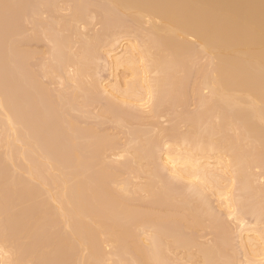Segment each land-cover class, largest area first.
<instances>
[{
  "label": "bare ground",
  "instance_id": "bare-ground-1",
  "mask_svg": "<svg viewBox=\"0 0 264 264\" xmlns=\"http://www.w3.org/2000/svg\"><path fill=\"white\" fill-rule=\"evenodd\" d=\"M19 1L21 2V0H19ZM41 1L43 3H45V5H49V9H48V7H46L47 11H44V12L42 11L43 12L42 14H44L46 16V18L44 19L41 26L43 28L42 29L43 32L46 31V33H44L45 40H46V41L44 40L45 44H46V42L49 44L51 42L50 46H52L51 47L52 57H50L51 55L49 56L50 59L48 61V64H46V65L42 64V65H44V67H42V68L40 67L41 76L39 78H36V77H34V74H33V76H31V74L29 75L27 73L28 74L27 75L22 68L24 66L26 68V65H24L25 62L32 59L33 55H31V53H28V55H29L28 56L26 54L27 51L26 52L20 51L21 53L19 55V58L17 57L18 58V62H17L18 64L17 63L16 64L18 65V67H20L19 70L22 68L18 74L19 76H18V87H17L19 94H20V95H18V97H19L18 100L21 103V104L19 103V106H21V107L20 108H19V106L17 108H15L16 106L14 107L15 110L18 112V116H17L15 114L16 111L13 110L14 111L13 112L12 110H10V108H8V110L5 108V107H7V105L9 103L8 104L6 103L7 105L4 104V102H3L4 100L0 97V117L2 120V127H3V129H5V131H3L4 135L1 134L2 129L0 132V134L3 135V138L0 135V147L2 148L1 145H2V143H4L3 146L5 147V151L3 150L4 147H3V149H0V151L1 150L4 151V152L1 151L2 154L6 153L8 151L6 153L7 155L9 153L8 158H7V156L4 158H6L7 161H10L12 159L11 161L13 164L15 163V160L17 159L16 163L14 165L15 166L17 165L18 169H16V167H15V169H16V171L20 170V172L22 174L20 172L17 173L16 171H14L16 173V174L12 173L14 176L18 174L17 177H19L21 174L23 176V178H25V176H26V179H28V174H29V178L31 179V181L35 180V181H33V183H36L37 180H38V183H40L42 181V183H41L42 185L41 184H35V185H40L39 188L41 189V191H43L44 197L46 199L47 198L48 199L45 201L46 203L44 202L45 206H46V208L44 206L45 210L41 209V211H43V212L39 213L38 207H37V209L35 208L38 213L37 212L36 213L34 212V213L37 214L39 222H37V216H35V214L33 216H30L31 213L33 214V212H31L32 210L36 211L34 209V206H36L35 203L32 205L31 201L29 202L30 205H32V207L30 205H28L29 203H26L27 205L25 204V202H28L29 201L28 199H30L28 197H31L29 195L30 191H27V192H29V194L26 193V195H29V196L25 195V197H23V195H24L23 192H22L23 195L22 194L17 195L15 192V188L13 189V192H15V195H17V197L14 196L15 198H18L17 201L19 199H21V196L23 198H25V199L19 200L22 202H23V200H25V202L23 203L25 206L22 205V202H19V203H21L20 208L23 206L21 211L19 209L20 214L23 211L24 212L27 211L25 213L28 214V209L33 208L31 211L29 209L30 214H28V216H30L31 218H34L33 219L34 221L36 219V222L33 221V223L35 224V225H33V228H32L33 232L35 231L34 229H36L35 227H37L38 223H41V219L44 217L43 219L45 220V218L47 216L50 218H51V216H53L51 218V220H49L50 218L47 219V224L49 223L48 221H50V222L53 221V224H54V225L52 224V226H50L51 230H49V227L47 226L48 227V231L46 230L47 232H50V231L53 232V230H56V228H58V226L61 229L62 228L65 229L64 231H66V232H62L61 229H60V231L58 230L59 233H57L58 231H56V234H58V236H59L58 237L59 239H56V242H54V241H53V243L48 242L49 245L50 244L53 245L54 243H56V249L57 248L60 249L63 246L64 242H66V244H68V245H66V247L64 246L65 248L62 247V249H64V250L60 249L59 253H58V249L56 251V249H54L55 246L53 247V251H54V253L56 252V256H59V254L63 252L62 255L60 254L62 257L61 258L62 261H61V259L58 260L59 257H57L58 259L56 261L58 262V264H62V262L65 261L63 256H66L68 254V251H69L68 248L69 249L75 248V250L79 249L81 253L85 252L83 255L80 256L81 253L79 254V250L77 251L78 252L77 255H79L80 257L77 256L76 254L75 255L80 259H79V263L77 262L78 260H76V264H87V261H88V264H90L91 262H93L92 260H94V261L98 260V262H99V263L93 262L92 264H97V263L102 264V261H103V264H105L104 261H105L106 257L109 256L108 254L110 251L108 252V254H106V257H105V255H104L105 252L103 253V251H102L104 249V247L102 249V246L99 245L100 241L103 240V242H104L106 240V242H104V243H107L106 245L103 243H101V244H103V246L108 247V245H110V244L113 245V243H114V242H112L113 240L119 241L118 239L122 235H125V236L127 235V237L129 236L130 239L128 241L131 240V242L129 244V247L127 245L129 243L128 241H125L128 243L122 242L123 244L121 242L120 243L117 242V244L119 243L121 246L122 245L124 246V244H125V246H124L125 248L122 246V248L120 250L121 251L124 250L123 253H126L125 254L126 258L129 254V256H128L129 258H127V259L125 258V262H123L124 261L123 258L121 259V260H123L121 262V264H123V263L125 264L127 261H129L128 262L129 264H232V262L234 260L233 256L228 257L227 253H226V251H229V250H227L228 247L227 246H226L227 248L221 247L222 244L220 242L222 241L221 240L222 238H220L221 241H219V239H214V237L212 239H209L208 237H211L210 234H212V233L208 232V234H206V235H208V237H206V235L203 236L206 238V239H203L204 240L203 241L202 239L199 240V238H194L195 236H198V235H195V233H196L195 231L191 232V230H190V229H193V230L199 229L201 232V230L203 231V230L207 229L205 227L210 225L209 222H207V223L205 222V221H210V220L212 221L214 218V215H213L214 213H212L213 210H211V208L209 209V207H211V206H209V204H210L209 199H213V203L215 204L216 209L218 211L223 212V214L226 216V218L230 219L232 224H234L236 226L238 225L240 228L239 230L237 229L239 231V232H237L238 235L236 234L237 237L235 236L236 232L234 233V235L230 234V232H229V234L232 236H235L237 241H238L237 246L241 251V252L240 251L239 252L242 254L241 264H264V228H263L264 226L260 227L259 225H256V224H259L258 221H257V223H254L252 225L244 224V222L242 220L243 218L242 219L240 218V217H242L241 214H239L240 211L239 210H238L239 212L237 211V209L240 208V203L243 204V202H241L240 199H242L244 196H246V197L248 196V198L251 197V198H249V200L245 201L242 199V201H244L245 204H247L245 206H247V208H248L250 200H251V204L253 202H255V204L252 205V208L255 205L258 206L259 211L257 210L258 207L255 208L256 207L255 206L254 208L256 209V211H258L260 213V214L258 213L257 215L260 216V218H262L264 216V210L261 209V206H259L258 203L261 204V203H263L264 200L261 202L257 197L264 199V196L262 197V195L264 194V192L262 194V191H263L262 188H264L263 187L264 184L261 185L262 187L258 185V183H257L258 179L255 178L256 175H258V173L256 175L255 174L253 175L252 171H251L252 173H249V171L251 170L250 168L253 166L250 165V162H249L250 160L247 161V159H249L248 157H250V156H247L248 154H245V156H244V154L241 152L242 151L241 147L238 146V144H237V142H238L239 145H241L240 142L242 143V141L239 142V140H241V139L237 140L238 139L237 138L236 142H235V140H233L234 138H232L235 135L236 136L238 135V137H240V135H239L240 133L237 134L238 129L240 130V132H241L242 128H243L242 130L246 129L247 131L245 130V132H244V133H246V132L250 131L252 129V127L254 128V131L256 128L259 129L260 126L264 127V0H106L107 8L111 7V8H109V10L111 9L114 12H116V15L119 12L123 16L125 14H127L128 18L132 17L131 19H133V20H131V21H134V23L132 25L135 24L136 29H135V26L132 28H134L136 31L134 30V31H132V33H129L127 31L128 28L125 30V28L123 27L124 25H122L119 27V32H118V30H117L118 27L114 26V27H116L115 29L117 32L113 31V30H112L113 32H110L111 35H109V36L111 38L109 36H108L109 39L107 38L109 40V42L106 41L107 44L104 46L103 49L99 50V48H98V52H95L96 54H94L93 50H90V52H89L87 49L85 50V48L83 49V50H85L84 53H83V51L79 52V53L73 52V50L77 51V49H74V47L77 46V44L78 45H80V44H79V42L78 43L74 42L76 44L75 45L74 43H72L73 41L71 42V40H74V37L76 39L78 37H80L83 34V32L85 31V27L87 26L86 25L84 27L83 25L90 24L87 21H90V20L92 21L93 17L95 16V14H94V16H92L93 13L89 12V14L91 13V16H87L84 18L85 15H83V14L87 13V9H86L85 13L84 12L82 13L81 10H83V8L87 7V6L85 7V4H84L85 0L84 1L83 0H77V1L76 0L75 1L74 0H71V1H69V0L64 1L63 0L62 3H65V4H63V7L61 5V2H60L61 7H59L60 5L57 3L58 0H48L49 3L47 2V0L46 1L40 0L39 2H41ZM91 1L92 0H90V2ZM39 2L37 1V5L39 4ZM70 2H72V4ZM75 2H77L78 4L81 3L79 5L84 4L82 6L83 8L82 7L78 8L79 5ZM88 2H87V4H88ZM100 2L102 3L103 0H100ZM106 2H103L102 4L105 5ZM43 3H41V4H43ZM67 5L70 7H68ZM71 5H73V6H71ZM106 5H105V7H106ZM22 7H23V5H22ZM64 7H66L65 9L68 12V14L67 13L64 14L65 13V9H63ZM92 10H94V9H92ZM80 11H81V13H80ZM84 11H85V9H84ZM96 12H99V11H96ZM107 13H108V11H107ZM46 14H48V15H46ZM102 15H103V13H102ZM27 18H28V16L27 17L22 16L21 20H22L23 24L26 21L28 24L29 21L26 20ZM100 18H101V16H100ZM113 18H115V16H113ZM64 20H66V21L64 22ZM103 20H105V19H103ZM123 20H126V18L125 19L123 18ZM112 21H114V20H112ZM119 22H121V21L119 20ZM31 23L32 22H30V24ZM82 23H84V24H82ZM113 23H115V22H113ZM80 24L84 28L83 30H82V28L78 27ZM76 25H77V27H76ZM143 25H146V28H143L142 27ZM23 26L24 25H22L20 35H19L21 38L20 43H23V42L26 43V38H25L26 35H25L24 29L27 26H26V24H25L26 27L25 26L23 27ZM37 27H39V26H37ZM122 27L124 28L125 31L122 29ZM80 29L83 32H80ZM68 30L71 31V32H69V34L71 33L70 35L67 34V36L69 38L67 36L66 37L63 36L64 35L63 32H65V31L67 32ZM110 31H111V29H110ZM39 32H41V31H39ZM114 32H116L117 34ZM80 33H81V35H80ZM85 33L87 34V32H85ZM103 33H104V31H103ZM113 33H114V35H113ZM41 34H43V33H41ZM32 35H34V34H32ZM19 36H18V38H19ZM36 36H38V35H36ZM20 38H19V40H20ZM42 38H44V37H42ZM83 38L84 37L81 36V39H83ZM30 40L32 41L31 38L29 39V41ZM33 41L35 42V40H33ZM91 41H93V40H91ZM20 43H18V44H20ZM89 45H90V42H89V44H87L86 48ZM192 45H195V47ZM24 46H25V44H24ZM24 46H23V48H24ZM44 47H45V45H44ZM191 47H193V48H191ZM88 48H90V47H88ZM194 49L196 52H198V54L199 53L201 55L203 54L204 57L206 58L207 62H209V65H207L208 67L206 66L208 68V71L206 70L207 68H204L206 71V72H204L206 74H204V76L202 78V79H204L203 80L204 82L203 83L201 82L202 83L201 85L199 84L201 86L200 87L201 92L208 91L209 93H207V92L206 93L208 94L209 97L208 98H207V96L204 97L205 99H207L206 102L205 101L204 102L195 101V102L199 103V107H201L203 105L204 108L201 107V108H203V111L205 109L204 113L200 112L201 113L200 118L205 117L207 115L206 116L207 119L211 118V117H209L208 113L210 114L212 112V110L210 109L211 108L210 106H212V103L210 104L208 102L213 101L214 104L215 103L217 105L219 104L218 106L214 105V104H213L214 107L212 106L213 112L211 115H213V117H212L213 119L211 118V120L213 122L215 121L214 122L215 127L214 126L212 127L210 125V124L213 125V122L211 120L209 121V119H208V121L210 122L209 123L206 118H203V120L205 119L206 121L203 122V120L200 119V122H198V123H201V121H202V124L204 126L202 127L201 126L202 124L197 126V127H200V126L202 127V129L200 128L201 132L196 133L190 127V129L187 130L188 132L187 133L186 132L181 133L184 136H181L182 138H179V136L181 134L179 136L177 134L175 135L177 130L172 132L173 128H171L170 132H172L174 134V136H176V137H174L173 139L170 140V138L173 137V134L168 132V134L172 135V137H169L170 135H168L167 131H166L165 132L166 137H169V139H167L169 141H163L166 138H164L165 135L163 136L161 129H160V132L158 131V133L156 132L157 128L154 130L151 129L152 131L155 132L156 135L153 134L154 132L152 133V131H149V130H148V132H146V131L139 132V130H138V132H136L135 129L134 130L130 129V127L127 124L129 122L128 120H134L135 118H137L135 120H138L140 118V117L139 118L135 117L130 113L129 116H128V114L125 116L126 117L125 120L122 119L123 121H121L120 118L118 120H116V119L111 120L112 121L111 123L114 124L113 126H116V127H114L115 129L118 126V129L127 131V132L125 131V133H127V134L124 135V136H126V140H125L126 142L124 141V144L123 143L119 144V142L114 143L113 142L114 136L112 134L111 135L112 139H111V137L108 138V137L104 136V138L97 139V140H96V137L94 138V136L87 135L85 138L82 137L81 143H79V144L83 143L85 146L83 144H82V146L77 145L78 143H76V141L79 142L80 141L79 138L81 137L77 133L78 130L80 131V129L75 131V129H73V128H75V127L78 128V126L81 123L78 124V122H76V117L81 116L82 119L87 118V120H85V121H88V119L90 117L91 118L95 117L96 119L99 120V118L104 119V117H106L107 114H109L108 104L106 107L105 106L102 107V105H100L101 108L99 109L98 106H99L100 102L98 101L99 104L97 103L98 104V106H97V104L95 102L96 100L95 101L92 100V105H91V101L89 98H91L93 95H95L96 97L99 96V97L105 99L104 102L108 101L110 103H116L117 104L116 106L113 104L115 107H117V106H120V108L124 107L125 108L124 111L127 110L126 112L130 111V112L135 113V111H136V112L141 113V111L144 112L145 110L148 109L149 110L148 113L152 114V112H154V111H151V110L156 109V108H154L153 103L157 102L156 100H158L159 98H160V100L163 98L162 102L159 100L162 104L164 103L163 102L164 98H165V102H167L168 97L171 96V93L169 92L170 89L173 88L176 84H178L177 82H174V81H178V80L176 78H174V76L176 74H172L174 71L171 72L172 66L178 68V70L176 68V70L178 71L177 76L179 75V73L183 72V71L182 72L180 71L182 68L181 64L186 63V66H187V63H190V64H188V66H190L189 67V69H190L194 65V61L197 60L194 57L197 55L195 53ZM33 50H34V48H33ZM95 51H96V49H95ZM48 52H50V51H48ZM86 52H88V53H86ZM194 53H195V55H194ZM8 54H10V53H8ZM48 55H49V53H48ZM88 57H90V58H88ZM41 58H43V57H41ZM191 60H192L193 64H192ZM90 61H94V62L96 61L97 63H103L105 65V67L107 68V72H108L107 75L110 79L109 82H107V83L97 82L96 85H94V86L92 85V83L89 81L90 79H89V73H88L89 72L88 65L90 64ZM199 61H200V59H199ZM206 64H208V63H206ZM10 65H12V64H10ZM92 65H93V63H92ZM179 66H181V68ZM200 67H202V66H200ZM185 68L186 67H184V69ZM15 70H17V68ZM25 70H27V69H25ZM190 70H192V69H190ZM13 71H14V69H13ZM199 72H201V70ZM174 73H176V72H174ZM197 73H198V71H197ZM36 75H37V73H36ZM188 78H190V77H188ZM42 79H47V80L56 79L57 82L59 81L58 83H60V84H64L63 81L65 79V82L70 85L69 89L72 90V93H70L72 95V101H70V105H68L69 102H67V103L65 102V105L67 104L65 106L64 104H62L63 103V101L61 100L62 97H60V96H59L60 98L57 97L58 99H60L57 104H59V102H60L59 106L60 105L62 106V107L60 106L58 109L61 108V111H63L66 108L68 110L67 114H61L60 113L61 118L59 120H60V124H62V125H60V127H61V129H63V127H64L66 133L68 135H70V137H71L70 142L68 141V143H67V141H65V142L62 141V142L67 144L64 146L65 149L63 147H61L62 149L60 148L61 145L63 146V143L62 144L60 143L61 145L59 146V149H61L62 151L64 150V152L66 154L63 156L67 157V159H65L64 157H60V158L65 159V162H63V163L61 162L62 159L59 162L58 160L53 158V157L57 158L58 155H60L59 152H55L56 154L58 153V155H55L54 152L51 153L52 157L48 154V153H50V150L48 152V144L45 146L47 149L45 148L46 152L44 155V153L42 152L43 145L41 146V142L44 139H46V141H43L42 143L43 144L46 142L49 143L48 142L49 141V134L47 131L46 132L42 131L44 129H42L43 127H41V125H39V124L38 125L40 126V128H39V126H35V127L33 126V128H36L37 130L41 131L40 133H38V131H36V129H33L32 126L29 127V121L26 119V117H27L30 121H32V119H33V118H31V117H33L32 115L35 116V114H33V113H35L33 111L34 109L32 110L31 108H32V106H34V104L32 105V103H35L36 98H40L43 100V101L39 102L40 105L42 104L41 107L45 103L44 101L47 100L46 97H48V95H46L45 92L44 93L41 92L42 94L39 93V95H38L33 90L34 83H36V81L41 82ZM47 80H45V81H47ZM169 80H171L172 82H170ZM197 80H198V78H197ZM16 85H17V83H16ZM82 87H84L85 90L83 88L82 89L83 91H82L81 90ZM17 88H15V90H17ZM64 88H62V89H64ZM196 88H197V86H196ZM65 89H67V88H65ZM165 89H166V92L168 89V92H169L168 97L164 93ZM77 90L81 91V92L80 91L78 92L80 94L83 92V95L81 94L83 96V97L81 96L82 102L77 101L78 99H76V93L77 92H75V91H77ZM179 90H178V88H177L178 92L176 90H174L175 95H178L179 92H180V94H182V92H183V91L181 92L182 89H179ZM3 91H5V90H3ZM42 91H43V89H42ZM47 91H48V89H47ZM49 91H50V87H49ZM51 91H52V89H51ZM60 91H61V89H60ZM62 91H64V90H62ZM198 91L196 93L200 94L201 92L199 93ZM57 93H59V92H57ZM161 93H163L167 97V99L165 96H163L161 98V95H160ZM48 94H49V92H48ZM193 94H195V92ZM0 95H2V94H0ZM159 95H160V97H159ZM196 96H198V95H196ZM44 97H45V99H44ZM177 98L182 100V97L177 96ZM204 98L202 97L203 100H205ZM4 99H5V97H4ZM8 99H7V101H8ZM12 99H11V101H13ZM198 99H200V97ZM79 100H81V99H79ZM47 101H46V103H47ZM77 102H79V103H77ZM94 102H95L96 106H93ZM12 103L10 105H12ZM200 103H202V104H200ZM17 104H18V102H17ZM154 104L156 105L157 103H154ZM206 104H208V106H209L208 108H207ZM55 106L57 107V105H55ZM91 106H93L92 108L96 107V109L98 107L99 110L97 109L98 111H96L94 113H90L89 109ZM152 106H153V108H152ZM238 106L244 108V110H243L244 114L241 113V111H242L241 108L233 109V111H231L232 107L236 108ZM159 107H160V105H159ZM205 107L207 109H210L211 112L208 111ZM48 108H50V107H48ZM120 108L118 107V109H120ZM214 108L216 109V114H214V111H215ZM224 108H226V109H224ZM229 108H230V110H229ZM17 109H19V110H17ZM42 109L43 110H41L40 115L42 117H44L46 120L48 119L49 121L47 120V123L50 124L51 120H50V116L48 117V114H51V113L54 114L53 113L54 111L52 112L53 109L50 110L51 112H49V113L47 111L46 106L42 107ZM159 109L156 110V112L159 111ZM238 109H239V111H237ZM227 110H228V112H227ZM234 110L236 113L234 112ZM11 111L15 114L14 117H13V113ZM94 111H95V109H94ZM200 111H202V110H200ZM223 111H224V115H225V113H227V115H228V113L231 112L232 115L230 116L231 113L229 114V116L231 118L230 117L227 118V116L225 115V117H226V119H225V117H223V113H222ZM31 112H33V113H31ZM39 112H38V114H36V117H37V115H39ZM42 112L44 114L48 113V114H46L47 117L45 115H42ZM57 112H58V110H57ZM118 112H120V111H118ZM196 112L198 113V111H196ZM237 112L241 115L243 114L242 116H244L245 112H247L249 116L245 115L246 119L244 117L243 118L241 117L242 121L240 119L239 122L238 121L236 122L234 120V119H237L235 117V115L238 118H240L239 114ZM120 113H118V114H120ZM233 113H235L234 117H232ZM202 114L204 116H202ZM27 115H29V116H27ZM153 117L156 118V116H153ZM111 118H113V117H111ZM248 118H250L251 120L250 119L247 120ZM61 119H63V120H61ZM96 119H94V120H96ZM107 119H108V116H107ZM109 119H110V117H109ZM151 119L153 120V118H151ZM197 119H198V117H197ZM232 119L235 122L232 123V121H233ZM46 120H44V121L46 122ZM94 120H92V121H94ZM230 120H232V121H230ZM77 121H79V120L77 119ZM175 121H177V120H175ZM195 121H197V120H195ZM248 121L249 122L252 121L254 126L251 122L252 125L250 127V125H249L250 123ZM35 122H34V125L38 123L37 120ZM192 122H193V120H192ZM94 123H96V122H94ZM99 123H101V122H99ZM234 123H236V124L233 125ZM247 123H249V124H247ZM86 124H88V123H86ZM246 124H247V127H246ZM185 126H187V124ZM232 126H234L235 128L237 127L238 129L236 128L237 130H235V128ZM248 126H249V128H248ZM231 127L235 132L233 130H231ZM0 128H1V125H0ZM56 128H58V127H56ZM56 128H54V131L57 133V130H55ZM150 128H155V127H153V125H152V127H150ZM178 128H179V126H178ZM260 128L262 129V127H260ZM87 129H89L88 126H87ZM181 129H183V128H181ZM30 130H34L33 133ZM130 130H131V132H130ZM227 130L228 131L231 130L232 134H229L230 133L229 132L228 133L229 136H227V133H226ZM89 131H90V129H89ZM162 131H164V130H162ZM42 132H44L43 135H42ZM93 132H95V131H93ZM142 132H144V133H142ZM259 132H261L260 129H259ZM259 132H258V134H256L257 136L260 135ZM30 133H32L33 136ZM233 133H236V134L233 135ZM249 133L251 134L252 132H249ZM255 133L256 132H253V135ZM152 134L154 135V140H157V142H158L161 139V142L160 143L158 142L156 144L154 143V145H151V144H153V141H154V140L151 141V138L153 137ZM250 134H248V138L251 137ZM230 135H232V137ZM256 135H255V137H256ZM82 136H84V135H82ZM236 136H235V138H236ZM246 136H247V134L245 135V138H246ZM42 137L43 138L45 137V138L43 139ZM97 137H99V135H97ZM227 137L232 138V139L231 138H228V139H231L232 141H234L233 145H232V143H230V142H232L231 140L227 141ZM252 137H254V136H252ZM252 137H251V139H252L251 145H252V142H254L253 143L254 145H252V150L250 148L251 153H252L254 147L257 144H258L257 146H259V144H260V141L258 138L255 139V141H254V139ZM242 138H243V140H245L244 137H242ZM61 140H62V138H61ZM84 140H85V142H84ZM122 140H123V138H122ZM247 140H245V141H247ZM1 141H2V143H1ZM38 141H40V143ZM12 144L13 145L17 144L19 147L17 145L13 146ZM49 145H50V143H49ZM236 145L238 147H240L239 150H241L240 153H242V154H240L239 152L236 151V148L238 149V147H236ZM246 145H247V143H246ZM262 145L264 146V144H262ZM262 145H260V146H262ZM77 146H80V148L81 147L82 148L78 149ZM13 147H15V148L17 147L16 148L17 150L14 148V150H16V151H14ZM229 147H230V149H229ZM9 148L11 151H9ZM39 148H41V149H39ZM49 148L51 149V147H49ZM55 148H58V146ZM255 148L258 149L257 147H255ZM75 149H76V152L80 151V153L76 154L74 152ZM82 149H84V150H82ZM90 149L92 152L90 151ZM86 150H87V153L90 157V160H88L89 159L88 158L86 162H88V161L90 162L91 157H93V160H94V161L92 160L94 163V164L92 163V166L94 165V169L92 168L93 173L91 174L92 176L94 175L93 176L94 178L92 176H91V178H89V176H88L89 175L88 172H90V169H88L89 168L88 166H90V165L87 166V163L85 164L86 166L84 165L83 167L80 165L81 162L84 160V157H86L84 155L85 154L87 155ZM260 150H262V149H260ZM62 151H60V152L62 153ZM70 151H72V152H70ZM255 151L257 152V150H255ZM233 152H235L238 156L233 154ZM70 153H71V156L69 155ZM80 154L84 156L83 160L81 162H80V160H81ZM230 154H231L230 159L233 155H234L233 157H235V158H232V160L229 161V158L228 159H226V158L229 157ZM13 155H15V156L18 155V156L15 159V156L13 157ZM250 155H252V154H250ZM9 156H11V159H9ZM236 157H239V158L236 159ZM259 157L260 156H258V158ZM241 158H242V160H241ZM244 158H245V161H244ZM64 159H63V161H64ZM254 159H255V157H254ZM50 160H52V161H50ZM7 161H6V163L8 166L12 165L11 161H10V164H8L9 162H7ZM232 161H235V162H232ZM246 161L249 163L247 164ZM256 161H258V160H256ZM21 162L23 164L22 168H20ZM35 162H37V163H35ZM39 162L43 163L44 167L42 165L38 166L40 164ZM54 162H55V164H54ZM79 162H80V164H77ZM91 162L88 164H91ZM245 162H246L247 166H246ZM64 163H66V164H64ZM56 164L57 165L60 164L62 170L64 169L63 171H65V172L63 173L62 170L59 169V167ZM82 164H83V162H82ZM244 164H245V167H248L247 170L250 169V170H248V172L244 168ZM256 164H260V162L256 163ZM36 165H37V167H36ZM76 165L78 166V168ZM257 166H255V167H257ZM11 167H9V168H11ZM261 167L259 169H261ZM44 169H45V171H44ZM43 171L47 172V174L50 176L49 177L50 179H52L54 177H58V178H54L51 181L48 180L49 183H43L44 181L47 182V179H49L46 176L47 174L42 173ZM25 172L28 174L26 175ZM34 173H35V175L37 174L38 176L36 175L37 176L36 177L34 175ZM254 173H255V171H254ZM43 174H45V175L43 176ZM262 174L264 175V172ZM39 175L41 177H39ZM43 177H45V178H43ZM124 177H126V178H124ZM161 178H164L165 181L163 182L162 181L163 179L161 180ZM15 180L12 183V187L15 184V186L18 187V189H16V190H19V192H20L21 188H19V187H21L20 186L21 184H19V186H17L18 182H15ZM102 182L107 183V186H105L106 184L101 186L100 184ZM82 184H84L83 185L84 187L82 186ZM173 184H179V186L182 187V189L179 188V190L180 189L182 190V193H180V191H178L180 193V194H178L176 192V189H173L174 188V187H172V186H174ZM236 184H238V185H236ZM80 185L82 186V190L80 189V187H81ZM98 186H101V188H104V186H105L106 191L102 190ZM108 186H110L109 189H107ZM236 186H238L239 189H236V193H233V190L235 189ZM4 187H5V185H4ZM6 187H7V189L11 188L10 182L8 183V185ZM6 187L4 189H6ZM57 187H59L61 189L59 190V188H58L57 192H56V190L54 192H52V190L54 188H57ZM260 188H261V190H260ZM78 189H80V191H76ZM94 189H96L95 192H94ZM44 190L46 192H44ZM238 190H239V192H241V191L244 192V193L241 192L243 194L242 195L243 197L241 196L242 198H238V195H237ZM74 191L77 193H74ZM5 192H6V190H5ZM55 192L58 193L57 196H56ZM86 192H88L89 195L91 194L94 196V197L92 196V199L95 200V202H92L91 199L88 201H84V200H87L89 198V195ZM93 192H94V194H92ZM111 192L113 193L112 195L110 194ZM45 193H47L48 195ZM84 193H85V195H84ZM102 193H103V195H102ZM241 193H239V197H240ZM257 193L261 196H258ZM33 194L35 195L34 192H33ZM109 194L111 195V198L108 196ZM232 194H235L237 197L235 195H234L235 197L232 196ZM45 195H47L48 197ZM98 195H100V196H98ZM40 196H38L37 199H41V198H39ZM103 196H105V197H103ZM34 197L36 198V196H34ZM42 197H43V194H42ZM204 197H205V199L207 198L208 202H207V200L204 199ZM1 198H0V200H1L0 203L2 202V199H3V198L2 199ZM12 198H13V195H12ZM103 198L110 200V202L109 201L106 202L105 199L102 202ZM99 199H100V201H99ZM236 199H238L239 202H238V200L236 202ZM15 200L12 201L11 207H14V205H16L17 201L15 203ZM34 200H33V202H36V200L35 201ZM252 200H253V202H252ZM131 201L134 202L133 207H128V206L124 207L125 204H127V205L130 204L129 206H132ZM136 201H138V202H136ZM257 201H258V203H257ZM88 202H90L89 205H88ZM104 202L108 205L104 204ZM129 202H131V203H129ZM47 203L49 205L48 208H50L52 206L55 211L54 210L51 211L52 208L47 209V206H48ZM135 203H138V204L141 203V205L139 204V208L141 207L140 208L141 210L144 209L143 205H145L146 211H144V212L148 211L147 212L148 216L146 215L145 218L143 217L146 213L144 215H142V217H140V219H139V215L134 214L135 215L134 216L133 213L135 210L132 212V209H138L137 208L138 204L136 205ZM50 204H51V206H50ZM90 204H92V205H90ZM115 204H116V207H114ZM110 205L112 206V208ZM189 205L196 206L199 208L198 210L196 209V212L197 211H198V213L200 212L198 214L199 216H197L196 218H193V220H189V219L187 220L186 219L185 220L186 222H184V220L181 221V219H184V217L186 218V216H184L182 218L181 216L177 217L175 215H182L184 213H186V214L190 213L191 216H194L193 214L195 212L193 214L191 213L193 210H195V209H193V210L191 209L193 207H191V208L189 207L190 211L189 212L187 211V207ZM16 207L19 208V205L15 206V208ZM39 207H40V205H39ZM105 207H107V208L110 207L108 209L109 211H107V209ZM196 207H194V208H196ZM24 208L26 210H23ZM123 208H124V210H123ZM126 209H128V211L129 210H131V211L128 212ZM47 210L51 211L53 213L48 212L49 215H47ZM114 211H116L117 215ZM45 212H46L47 216L44 214ZM99 212H103L100 214L101 218L95 219ZM164 212H167V213L170 212L171 217L173 218V215H174L175 217L178 218V220H179V217H181L180 223L181 222H184V224L187 223L185 225L186 227H184V225L181 223L183 225V228L181 227L182 229L178 228L176 230H170V228H172V226L175 224V222L179 223V222H177L178 221L177 220V221H174V224L171 223L172 226L170 224H167L166 225L167 227H168V225H170L171 227L168 228L169 230L166 229V227L162 226L164 224V223H162L163 221L162 222L159 221V220H161L160 217L158 218L159 220L156 218H153V215L155 216L154 213H157L156 215L159 214L161 216V214L163 215ZM55 213H56V215H55ZM104 213H106V214H104ZM121 213H122V215H121ZM241 213H242V211H241ZM38 214H40L41 216ZM50 214H52V215H50ZM127 214H129V216ZM254 214H256V213H254ZM42 215H43V217H42ZM54 215L57 217H55ZM105 215H107V216H105ZM123 215L125 218L122 217ZM130 215H133L132 216L133 218ZM238 215H240V217ZM0 216H1V214H0ZM23 216L24 215H22L21 217H23ZM103 216H105L107 222L110 225L106 224L107 222L105 223L107 226L103 225L104 223H102V221L103 222L106 221ZM109 216H110V219H109ZM111 216H112V218H111ZM113 216H114V218H113ZM115 216L117 217L116 219H115ZM128 217H129L128 220H130L131 218H132L131 220L135 219L134 223L130 222L131 220L128 222L127 221ZM25 218H26V215H25ZM31 218H29V220H31ZM39 218H40V220H39ZM53 218H55V219H53ZM56 218H58L59 222L60 223L62 222V224L64 226H62V224H61V227H60V223H58L59 225L58 224L55 225L57 223ZM136 218H137V221H136ZM141 218H143V219H141ZM257 218L259 219V217H257ZM257 218H256V220H257ZM22 220H24V217ZM108 220H110V221H108ZM262 220H263V218H262ZM55 221H56V223H54ZM120 221H122V222L120 223ZM125 221L127 222L126 224H128L127 229L130 228L132 230L127 231L126 227H125L127 225H124V226L122 225V223H124ZM203 221H204V223H203ZM216 221H217V219H216ZM114 222L115 223L117 222V223L115 224ZM219 222H220V220H219ZM29 223L31 224V225L28 224V226H30V227H28V229L26 230L24 235L21 234L22 236L26 235L27 237H30L28 234L31 233L30 229L32 227V222L29 221ZM112 223L115 225V227L118 225L121 228L119 227L120 229H118L117 228L118 226L115 228ZM129 223H132V225L130 224V226H132V228L129 227ZM208 223H209V225H206ZM49 224H51V223H49ZM188 224H189V226H188ZM212 224H214V223H212ZM204 225H206V226H204ZM214 225H216V226H214V228H216L219 224L217 225V223H216ZM41 227L42 226H40V230L41 229L44 230V228H45L44 224H43L44 228L43 227L41 228ZM54 227H55V229L52 230V228H54ZM105 227H107V228H105ZM25 228H26V226H25ZM123 228L125 229V231ZM117 229L119 231L120 230L122 231V229H123V231L119 232V231H117ZM1 230L2 229H0V233L2 234L4 232L3 231L4 229L2 230L3 232ZM28 230L30 231V233L28 232V234H27ZM240 230H241V232H240ZM93 231L96 233H93ZM6 232H8V231H6ZM67 232H69L70 234ZM82 232H85V233L87 232L86 234H90V235H86L85 233L82 234ZM97 232H99L100 235L97 234ZM108 232H109V236L107 235ZM117 232H119L120 234ZM126 232H128V233L131 232V233L126 234ZM215 232H216V230H215ZM63 233H65L64 236L62 235ZM114 233H116L117 235L119 234L118 235L119 237H117V235ZM192 233H194V234H192ZM197 233H198V231H197ZM203 233H205V232L203 231ZM1 234H0V237H1L0 243L2 245H0V253L5 247H7L3 250L4 252H2L3 254H5V256L6 255L7 256L2 258L3 254L1 253L2 256L0 255V257L2 259H0L1 260L0 263H4L3 260L4 261L6 260L5 261V263L7 262L6 264H20V263L22 264L23 261H24L23 262L24 264H33L32 261H28L30 256H32V254L34 255V253L32 252L33 250L31 251V254L28 253L29 255L27 253H25V255L26 254L28 255V256L26 255L25 258L22 256H18V257H21V261L23 259V261L20 262L17 258V255L21 254L17 250L18 247L13 246L14 250L17 251V254H16V251L12 250L11 249L12 246H10V244H9V243H11V241L13 243V240L8 239L10 241L8 243V241L5 239L7 236L6 235L3 236ZM213 234H214V232H213ZM47 235H49V233ZM82 235H84V236L82 237ZM92 235H95L96 237L94 238ZM193 235H195V236L193 237ZM2 236H3V238H2ZM56 236L57 235H55V238H57ZM61 236H63V237H61ZM68 236L70 238L71 237L72 238L70 239V238H68ZM100 236H101V238H100ZM102 236H103V238H102ZM105 236L109 237L111 239L110 240H108L109 238L104 239ZM113 236H115V237H113ZM199 236H200V234H199ZM217 236H218V234H217ZM220 236H221V234H220ZM85 237L88 239H85ZM112 237H113V239H112ZM127 237L125 239H127ZM8 238H10V236ZM74 238H76V239H74ZM116 238H118V239H116ZM1 239H3L4 243L6 242L5 244H8V245L5 246V244L2 243L3 241H1ZM73 239L76 240L77 243ZM224 239H226V238H223V240ZM23 240H25V238ZM29 240L30 239L28 238V241ZM64 240H66V241H64ZM90 240H91L92 245L90 243ZM216 240H217L218 244H221V246L215 243ZM59 241H61L62 245L60 243H58ZM68 241L69 242L73 241L70 244L74 248L71 247V245H69ZM97 242H98V244H97ZM48 244L43 245L44 250H43V248L42 249L40 248L39 250H41V251L43 250L42 252L45 253V248ZM52 245L48 246L49 248L48 247L46 248L48 250V251L46 250V252H49L47 254L48 255L50 254L49 257L51 256L50 258L53 259L52 256H54V255H52L50 253V247L52 248ZM120 245H119V248H120ZM2 246L4 248H1ZM8 246L10 248H8ZM76 246H78L79 248ZM107 247H105V251L107 249H109V247L108 248ZM112 247L111 248H112L113 252L117 253L116 254L117 257L112 254L113 253L112 251L110 252V255L112 254L113 259L114 260L116 259L118 261V259L120 257L119 256L120 254L118 255L119 249H118V247H115V246H112ZM28 248H30V246ZM128 248H130V249H128ZM7 249H9V250H7ZM98 249H99V251H98ZM19 250L21 251L20 248H19ZM30 250H29V252H30ZM37 250L38 249L36 248L35 251L37 252ZM109 250H111V249H109ZM120 250H119V253H120ZM125 250H126V252H125ZM7 251L10 253L9 255H8V253L6 254ZM71 251L73 252L74 250H71ZM11 252L14 253V255L16 254V257ZM26 252H28V251H26ZM96 252L98 254L97 256L94 255V254H96ZM38 253L40 254V252H37V254ZM123 253H121V254H123ZM229 253H231V251ZM37 254H35L36 260L34 259V262H37V263H34V264H38L39 260H40L39 264H44V261L42 260L43 258H41V256L43 257L42 253L40 254L41 256H39V257ZM85 254L87 255V256H85L86 258L84 257ZM91 254H93L92 258H90ZM48 255L46 257L48 259H50L48 257ZM103 255L105 258L104 257L102 258ZM76 256H74L75 258L73 256L72 257L74 259H78ZM239 256H241V255H239ZM66 257H68V255ZM93 257H95V258H93ZM100 257H101V259H99ZM112 257H110V259ZM55 258L56 257H54V259ZM88 258H90L91 262L89 261ZM24 259H26V260H24ZM52 259H50L48 261H51ZM107 259H109V257ZM31 260H33V259H31ZM44 260L46 261L47 259H44ZM114 260L111 261L112 264H118L119 263V261L117 262L116 260L115 261ZM41 261H43V262H41ZM59 261H60V263H59ZM72 261L75 262L74 260H72ZM239 262H240V260H239ZM49 263L50 262H48V264ZM237 263H238V261H237ZM51 264H53V263H51ZM54 264H56V263H54ZM234 264H236V263H234Z\"/></svg>",
  "mask_w": 264,
  "mask_h": 264
},
{
  "label": "rangeland",
  "instance_id": "rangeland-1",
  "mask_svg": "<svg viewBox=\"0 0 264 264\" xmlns=\"http://www.w3.org/2000/svg\"><path fill=\"white\" fill-rule=\"evenodd\" d=\"M32 1V2H31ZM37 1L39 2L40 0H21V2L19 1V0H0V94H2V95H0V97L4 100L3 102H4V104H6L7 105V107H5L7 110H8V108H10V110H14V111H16L15 110V108H17L18 106H19V103H20V101L18 100V95H20L19 94V91H18V74H19V71L23 68V70H24V72L27 74H31V76H33V74H34V77H36V78H39L40 76H41V69H40V67L42 68V67H44V65H42V64H48V61H49V56L51 55V47L52 46H50V44H51V42H50V44L49 43H47L46 42V44H45V42H44V40H45V36H44V33H46V31H44L43 32V28H42V23H43V21H44V19L46 18V16L44 15V14H42L44 11H47V8L46 7H48V9H49V5H45V3H43L42 1L41 2H39V4L37 5ZM43 1H46V0H43ZM65 1V0H64ZM69 1H71V0H69ZM75 1V0H74ZM77 1V0H76ZM84 1V0H83ZM89 1V2H88ZM95 1V2H94ZM47 2L49 3V1L47 0ZM56 2V1H55ZM60 2H61V5H62V7H63V4H65V3H62L63 2V0H58V4L60 5ZM73 2V1H72ZM72 2H70L71 4H72ZM79 2V1H78ZM82 2V1H81ZM87 2H88V4H87ZM92 2V3H91ZM90 2V0H85L84 1V4H85V7L86 8H83L82 6L84 5H79V4H81V3H77V2H75V3H77L79 6H78V8L79 7H82L83 8V10H81L82 11V13L84 12H86V9H87V13H85V14H83V15H85L84 16V18L85 17H87V16H91V13L89 14V12H92L93 13V15L92 16H94V14H95V16L93 17V19H92V21L90 20V21H87L86 19V21L87 22H89L90 24H85V25H83L84 27H85V31L83 32L82 30L84 29L83 27H82V25L80 26H78L79 28H82V30L80 29V32H83V34L81 35V33H80V35L81 36H83L84 38L83 39H81V36L80 37H78L77 39L74 37V40H71V42L72 43H78L79 42V44L80 45H78L77 44V46H75L74 47V49H77V51H75V50H73V52L74 53H79V52H82L83 51V53L85 52V50L87 49L89 52H90V50H93L94 51V54H96L95 52H98V48H99V50L100 49H103L104 48V46L107 44L106 43V41H108L109 42V35H111L110 34V32H113V31H116V27H118L117 28V30H118V32H119V27L120 26H122V25H124L123 27L125 28V30L128 28V32L129 33H132V31H134L135 29H136V26H135V24L134 25H132L133 23H134V21H131V20H133V19H131V18H128V16H127V14H125L124 16L123 15H121L119 12H118V14L116 15V12H114L113 10H109V8H111V7H109V8H107V2H106V0L104 1L103 0V2H106L105 3V5H106V7H105V5L104 4H102L101 2H100V0H92ZM33 3V4H32ZM41 3H43V4H41ZM83 3V2H82ZM101 3V4H100ZM23 5V7H22V5ZM51 5V4H50ZM57 5V4H56ZM58 5V6H59ZM61 5L59 6V7H61ZM98 5V6H97ZM68 6V5H67ZM66 6V7H67ZM71 6H73V5H71ZM102 6V7H101ZM39 7V8H38ZM51 7V6H50ZM66 7H64L63 9H65ZM68 7H70V6H68ZM107 10H106V9ZM19 9V10H18ZM42 9V10H41ZM68 9V8H67ZM84 9H85V11H84ZM92 9H94V10H92ZM38 10V11H37ZM34 11V12H33ZM43 11V12H42ZM49 11V10H48ZM81 11H80V13H81ZM96 11H99V12H96ZM103 11V12H102ZM107 11H108V13H107ZM68 14V12L66 11V9H65V13L64 14ZM102 13H103V15H102ZM107 13V14H106ZM112 13V14H111ZM21 14V15H20ZM88 14V15H87ZM101 14V15H100ZM120 14V15H119ZM38 15V16H37ZM46 15H48V14H46ZM108 15V16H107ZM22 16H28V18L26 19V20H28L29 22H28V24H27V21L23 24L22 23V20H21V18H22ZM42 18H41V17ZM100 16H101V18H100ZM113 16H115V18H113ZM118 16V17H117ZM110 17V18H109ZM117 17V18H116ZM123 18L125 19L126 18V20H123ZM32 19V20H31ZM88 19V18H87ZM103 19H105V20H103ZM107 19V20H106ZM101 20V21H100ZM112 20H114V21H112ZM119 20L121 21V22H119ZM66 20H64V22H65ZM95 21V22H94ZM97 21V22H96ZM112 21V22H111ZM30 22H32L31 24H30ZM113 22H115V23H113ZM125 22V23H124ZM98 23V24H97ZM103 23V24H102ZM129 23V24H128ZM131 23V24H130ZM25 24H26V26H25ZM82 24H84V23H82ZM106 24V25H105ZM118 24V25H117ZM22 25H24L26 28L24 29L25 30V35L27 36L28 34V36L26 37L25 36V38H26V43L25 42H23V43H20L21 42V38H20V31H21V28H22ZM34 25V26H33ZM23 26V27H24ZM37 26H39V27H37ZM72 26V25H71ZM114 26H116V27H114ZM135 26V29L134 28H132V27H134ZM145 26V27H144ZM76 27H77V25H76ZM122 27V29L124 30V28ZM143 28H146V25H143L142 26ZM41 28V29H40ZM33 29V30H32ZM39 29V30H38ZM110 29H111V31H110ZM115 29V30H114ZM88 30V31H87ZM113 30V31H112ZM124 30V31H125ZM27 31V32H26ZM29 31V32H28ZM39 31H41V32H39ZM98 31V32H97ZM103 31H104V33H103ZM108 31V32H107ZM121 31V30H120ZM136 31V30H135ZM31 32V33H30ZM69 32H71L70 30H68L67 32L65 31V32H63L64 33V35L63 36H67V34L68 35H70L69 34ZM79 32V31H78ZM85 32H87V34L85 33ZM117 32V31H116ZM116 32H114V33H116ZM5 33V34H4ZM41 33H43V34H41ZM114 33H113V35H114ZM31 34V35H30ZM32 34H34V35H32ZM99 34V35H98ZM117 34V33H116ZM36 35H38V36H36ZM46 35V34H45ZM90 35V36H89ZM101 35V36H100ZM104 35V36H103ZM16 36V37H15ZM18 36H19V38H20V40H19V38H18ZM31 36V37H30ZM34 36V37H33ZM44 37V38H42V37ZM88 36V37H87ZM97 36V37H96ZM107 36V37H106ZM109 36V37H108ZM68 37V36H67ZM101 37V38H100ZM104 37V38H103ZM28 38V39H27ZM32 39V41L30 40L29 41V39ZM69 38V37H68ZM96 38V39H95ZM108 38V39H107ZM111 38V37H110ZM95 39V40H94ZM15 40V41H14ZM33 40H35V42L33 41ZM82 40V41H81ZM91 40H93V41H91ZM46 41V40H45ZM191 41V40H190ZM81 42V43H80ZM89 42H90V45L88 46V47H90V48H86V46H87V44H89ZM18 43H20V44H18ZM74 43V44H75ZM104 43V44H103ZM193 43V42H192ZM24 44H25V46H24ZM49 44V45H48ZM44 45H45V47H44ZM76 45V44H75ZM103 45V46H102ZM19 46V47H18ZM23 46H24V48H23ZM47 46V47H46ZM50 46V47H49ZM97 46V47H96ZM192 46H194L195 47V45H192ZM30 47V48H29ZM102 47V48H101ZM23 48V49H22ZM33 48H34V50H33ZM39 48V49H38ZM85 48V50H83ZM191 48H193V47H191ZM45 49V50H44ZM95 49H96V51H95ZM20 51H27L26 52V54L28 55V53H31V55H33V57H32V59H30V60H28V61H26L25 62V64L24 65H26V68H25V66L24 67H22L20 70H19V68L20 67H18V58H19V55H20ZM48 51H50V52H48ZM194 51H195V49H194ZM8 53H10V54H8ZM48 53H49V55H48ZM86 53H88V52H86ZM93 53V52H92ZM195 53L197 54L196 56H194L195 57V59H197V60H193L194 61V65L190 68V69H192V70H190L189 69V67L190 66H188V64H190V63H187V66H186V63H183V64H181V66H182V68H181V66H179L180 68H181V72L182 73H179V75L177 76V74H178V68L177 67H174V66H172V68H171V72H176V73H172V74H176L175 76H174V78H176L178 81H174V82H177L178 84H176L173 88H171L170 89V93H171V96H169V92H168V89H167V92H166V89H165V91H164V93H165V95L168 97V99H167V97L163 94V93H161L160 95H161V98L163 97V96H165L166 97V99L168 100L167 102H165V98H164V105L161 103L162 102V100H163V98L160 100V95H159V99L158 100H156L157 102H154V103H157L156 105L153 103V106H154V108H156V109H153V110H151V111H154V112H152V114H150V113H148V109L147 110H145L144 112H142L141 111V113L140 112H136L135 111V113L134 112H130V111H128V112H126L127 110H125L124 111V107H122V108H120V106H117V107H115L117 104L116 103H110V102H108V101H106V102H104L105 101V99L104 98H101V97H99V96H95V95H93L91 98H89L90 99V101H91V105H92V100L93 101H95L96 102V104L98 103V101L100 102V104H99V106H98V104H97V106L99 107V109L101 108V106L100 105H102V107H106L107 106V104H108V109H109V114H107V116H108V119H107V116L106 117H104V119L103 118H99V120L98 119H96L95 117H90L89 119H88V121H85V120H87V118H85V119H82V117L81 116H78V117H76V122H78V124H80L79 126H78V128H73V129H75V131H77L78 129H80V131L78 130V135L79 136H81L79 139H80V141L79 142H77L76 141V143H78L77 145H80V146H82V144H79V143H81V140H82V137H86L87 135H90V136H94V138L96 137V140L97 139H102V138H104V136L105 137H111V135L113 134V136H114V138H113V142L114 143H117V142H119V144L121 143H123L124 144V141L126 140V136H124L125 134H127V133H125V131L124 130H120V129H118V126H117V128L115 129L114 127H116V126H113L114 124H112L111 122V120H118L119 118H120V120L121 121H123L122 119H124L125 120V116L128 114V116H129V114L131 113L133 116H135V117H140L138 120H135V119H137V118H135L134 120H128L129 122L127 123L128 124V126L130 127V129H132V130H134L135 129V131L136 132H138V130H139V132H141V131H146V132H148V130L149 131H152L151 129H156V132L158 133V131L160 132V129H161V132L163 133V136L165 135V137L164 138H166V139H164L163 141H169V140H167V139H169V137H172V135H170V134H168V132L169 133H171V134H173L172 132H174V131H176V133H175V135L177 134L178 136L181 134V133H187L188 131V129H190V127H191V129L193 130V131H195L196 133H199V132H201L200 131V128L202 129V127L204 126L203 124H202V121H201V123H198V122H200V119H202L203 120V118H206L207 119V115L205 116V117H201L200 118V114L201 113H204L205 112V109H204V111H203V105L201 106V107H203V108H201V107H199V103L198 102H206L207 101V99H205L204 97L205 96H207V98L209 97L208 96V94L207 93H209L208 91H204V92H201V90H200V85L204 82L203 80L204 79H202L203 78V76H204V74H206V73H204V72H206L205 71V69L204 68H207L208 66L207 65H209V62H207V60H206V58L204 57V55L202 56L200 53L198 54V52H196L195 51ZM195 53H194V55H195ZM39 54V55H38ZM44 56H43V55ZM90 54V53H89ZM8 56V57H7ZM29 56V55H28ZM35 56V57H34ZM48 56V57H47ZM18 57V58H17ZM41 57H43V58H41ZM50 57H52V55L50 56ZM193 57V58H194ZM202 57V58H201ZM8 58V59H7ZM88 58H90V57H88ZM12 59V60H11ZM47 59V60H46ZM199 59H200V61H199ZM35 60V61H34ZM46 60V61H45ZM206 60V61H205ZM30 61V62H29ZM45 61V62H44ZM203 61V62H202ZM4 62V63H3ZM12 62V63H11ZM47 62V63H46ZM96 62V61H95ZM94 61H90V64L88 65V70H89V81L92 83V85L94 86V85H96V83L97 82H104V83H107V82H109L110 81V79H109V77H108V72H107V68L105 67V65L103 64V63H95ZM191 62H192V60H191ZM198 62V63H197ZM17 63V64H16ZM92 63H93V65H92ZM206 63H208V64H206ZM10 64H12V65H10ZM192 64H193V62H192ZM191 64V65H192ZM206 64V65H205ZM5 65V66H4ZM38 65V66H37ZM185 65V66H184ZM2 66V67H1ZM13 66V67H12ZM29 66V67H28ZM195 66V67H194ZM200 66H202V67H200ZM207 66V67H206ZM34 67V68H33ZM101 67V68H100ZM184 67H186L185 69H184ZM188 67V68H187ZM197 67V68H196ZM17 68V70H15ZM176 68H177V70H176ZM13 69H14V71H13ZM25 69H27V70H25ZM30 69V70H29ZM170 70V69H169ZM201 70V72H199ZM207 71H208V68L206 69ZM16 71V72H15ZM30 71V72H29ZM179 71V72H180ZM197 71H198V73H197ZM33 72V73H32ZM96 72V73H95ZM104 72V73H103ZM203 72V73H202ZM36 73H37V75H36ZM91 73V74H90ZM193 73V74H192ZM197 73V74H196ZM27 74V75H28ZM181 74V75H180ZM187 74V75H186ZM173 76V75H172ZM183 76V77H182ZM11 77V78H10ZM102 77V78H101ZM108 79H107V78ZM185 77V78H184ZM188 77H190V78H188ZM17 78V79H16ZM104 78V79H103ZM106 78V79H105ZM183 78V79H182ZM197 78H198V80H197ZM102 79V80H101ZM45 80H47V79H42V81L41 82H37L36 81V83H34V86H33V90L36 92V94H38L39 95V93L40 94H42L41 92H45L46 93V95H48V97H46L47 98V103H46V101H44L45 103L43 104V106L42 107H45L46 106V108H47V111H48V113L49 112H51L50 110H52V112L54 113V114H48V113H46V114H48V117L50 116V120H51V122H50V124L49 123H47V120L44 118V117H42L40 114H41V110H43L42 109V107H41V105H40V101H43L42 99H40V98H36V101H35V103H32V105L34 104V106H32V110L35 112V113H33V112H31V113H33V114H35V116L34 115H32L33 117H31V118H33L32 119V121H30L27 117H26V119L29 121V127L30 126H32V128H33V126L35 127V126H39V125H41V127H43L42 129H44V130H42V131H47L48 132V134H49V143H50V145H49V143H42L43 141H46V139H44L43 137V141L41 142V146L43 145V147H42V152L44 153V155H45V146L48 144V152H49V150H50V153H48L50 156H51V153H55V152H59L60 153V155H58V153L56 154L55 153V155H58V157L57 158H55V157H53L54 159H56V160H58L59 162L61 161V159H62V163L63 162H65V159H67V157L66 156H63V155H66L65 154V152H64V150L62 151L61 149V147H63L64 149H65V145H67L66 143H64L65 141H67V143H68V141L70 142V139H71V137H70V135H68L67 133H66V131H65V129H64V127H63V129H61V127H60V125H62V124H60V118H61V115H60V113L61 114H67L68 112V110L65 108V110H63V111H61V108L60 109H58L60 106H59V104H60V102H59V104H57L58 103V101L60 100V99H58L57 97H62L61 98V100L63 101V103L62 104H64L65 105V102L67 103V102H69V104L68 105H70V101H72V95L70 94V93H72V90L71 89H69V84L68 83H66L65 82V79H64V84H60V83H58L57 82V80L56 79H52V80H47V81H45ZM100 80V81H99ZM105 80V81H104ZM188 80V81H187ZM195 80V81H194ZM55 81V82H54ZM170 82H172L171 80H169ZM168 81V82H169ZM167 82V83H168ZM169 82V83H170ZM186 82V83H185ZM195 82V83H194ZM202 82V83H201ZM16 83H17V85H16ZM45 83V84H44ZM183 83V84H182ZM36 84V85H35ZM189 84V85H188ZM200 84V85H199ZM4 85V86H3ZM46 85V86H45ZM56 85V86H55ZM62 85V86H61ZM66 85V86H65ZM183 85V86H182ZM50 87V91H49V87ZM62 88H67V89H62ZM185 86V87H184ZM188 86V87H187ZM191 86V87H190ZM196 86H197V88H196ZM199 86V87H198ZM3 89H2V88ZM46 87V88H45ZM52 87V88H51ZM168 87V86H167ZM193 87V88H192ZM197 89H195V88ZM15 88H17V90H15ZM39 88V89H38ZM43 89V91H42V89ZM84 87H82L81 88V90L83 89ZM177 88H178V90L179 89H182L181 90V92H182V94H180V92L178 93V95H175V91L174 90H176L177 91ZM185 90H184V89ZM47 89H48V91H47ZM51 89H52V91H51ZM59 89V90H58ZM60 89H61V91H60ZM194 89V90H193ZM3 90H5V91H3ZM41 90V91H40ZM55 92H54V91ZM57 90V91H56ZM62 90H64V91H62ZM70 90V91H69ZM84 90H85V88H84ZM199 90V91H198ZM38 91V92H37ZM80 91V90H79ZM78 90L77 91H75V92H77L76 93V99H78L77 101H80V102H82V95H83V92L80 94V93H78L79 92ZM83 91V90H82ZM180 91V90H179ZM190 91V92H189ZM201 92L200 94H197L196 92ZM33 92V91H32ZM48 92H49V94H48ZM57 92H59V93H57ZM62 92V93H61ZM74 92V91H73ZM81 92V91H80ZM178 92V91H177ZM186 92V93H185ZM195 92V94H193ZM207 92V93H206ZM5 93V94H4ZM67 93V94H66ZM206 93V94H205ZM4 94V95H3ZM14 94V95H13ZM16 94V95H15ZM163 94V95H162ZM205 94V95H204ZM8 95V96H7ZM34 95V94H33ZM52 95V96H51ZM175 95V96H174ZM195 95V96H194ZM196 95H198V96H196ZM36 96V95H35ZM82 96V97H81ZM177 96H179V97H182V100L181 99H179V98H177ZM4 97H5V99H4ZM13 99H12V98ZM59 97V98H60ZM99 97V98H98ZM194 97V98H193ZM198 99L199 97H200V99H196V98ZM202 97L205 99V100H203L202 99ZM8 99V101H7V99ZM70 98V99H69ZM173 98V99H172ZM187 98V99H186ZM189 98V99H188ZM11 99L13 100V101H11ZM44 99H45V97H44ZM50 99V100H49ZM53 99V100H52ZM68 99V100H67ZM79 99H81V100H79ZM99 99V100H98ZM103 99V100H102ZM10 100V101H9ZM57 100V101H56ZM66 100V101H65ZM161 102H160V101ZM171 100V101H170ZM179 100V101H178ZM209 100V99H208ZM6 101V102H5ZM15 101V102H14ZM54 101V102H53ZM160 103H159V102ZM195 101H198L197 103L195 102ZM211 101V100H210ZM13 102V103H12ZM17 102H18V104H17ZM56 102V103H55ZM95 102L93 103L94 105L93 106H96V104H95ZM182 102V103H181ZM216 102V101H215ZM12 103V105H10ZM72 103V102H71ZM77 103H79V102H77ZM177 103V104H176ZM184 103V104H183ZM208 103H212V106H213V104H214V102L213 101H211V102H208ZM21 104V103H20ZM39 104V105H38ZM106 104V105H105ZM115 106H114V105ZM200 104H202V103H200ZM209 104V105H210ZM10 105V106H9ZM55 105H57V107L55 106ZM67 105V104H66ZM65 105V106H66ZM159 105H160V107H159ZM207 105V108L209 107L208 106V104H206ZM214 105H217L216 103L214 104ZM219 105V104H218ZM217 105V106H218ZM16 106V107H15ZM93 106H91L90 107V109H89V112L90 113H94V112H96V111H98L99 109H98V107H97V109H96V107H94V108H92ZM153 106H152V108H153ZM156 106V107H155ZM158 106V107H157ZM162 106V107H161ZM171 106V107H170ZM177 106V107H176ZM198 106V107H197ZM212 106H210L211 108V110H212V112H213V109H212ZM15 107V108H14ZM21 106H19V108H20ZM34 107V108H33ZM41 107V108H40ZM48 107H50V108H48ZM62 107V106H61ZM114 107V108H113ZM118 107L120 108V109H118ZM214 107V106H213ZM12 108V109H11ZM92 108V109H91ZM160 108V109H159ZM206 108V107H205ZM206 108V109H207ZM237 108H241V113H243V110H244V108L243 107H236V108H233L232 107V110L231 111H233V109H237ZM94 109H95V111H94ZM123 111H122V110ZM159 109V111H157L156 112V110H158ZM210 109H207L208 111H210ZM215 109V108H214ZM224 109H226V108H224ZM17 110H19V109H17ZM40 112H39V111ZM57 110H58V112H57ZM92 110V111H91ZM200 110H202V111H200ZM229 110H230V108H229ZM11 111V112H12ZM13 111V112H14ZM37 111V112H36ZM46 111V110H45ZM117 111V112H116ZM118 111H120V112H118ZM173 111V112H172ZM196 111H198V113L196 112ZM207 111V112H208ZM226 111V110H225ZM237 111H239V109L237 110ZM12 112V113H13ZM38 112H39V115H37V117H36V114H38ZM44 112V111H43ZM42 112V115H45L46 116V114H44ZM201 112V113H200ZM211 112V111H210ZM212 112L209 114L208 113V115H209V117H213V115H211L212 114ZM227 112H228V110H227ZM230 112V111H229ZM234 112H235V110H234ZM30 113V114H31ZM116 113V114H115ZM118 113H120V114H118ZM139 113V114H138ZM166 113V114H165ZM194 113V114H193ZM223 113V117H225V115L227 116V118L228 117H230L231 115H232V113L230 114V113H228V115H227V113H225V115H224V111L222 112ZM236 113V112H235ZM235 113H233V116L232 117H234V114ZM238 113V112H237ZM247 112H245V115H248V113L246 114ZM15 114L18 116V112L16 111L15 112ZM14 113H13V117H14V115H15ZM124 114V115H123ZM137 114V115H136ZM143 114V115H142ZM159 114V115H158ZM174 114V115H173ZM196 114V115H195ZM206 114V113H205ZM214 114H216V109H215V111H214ZM229 114H230V116H229ZM239 114V113H238ZM244 114V113H243ZM242 114V115H243ZM114 115V116H113ZM121 115V116H120ZM152 115V116H151ZM168 115V116H167ZM189 115V116H188ZM198 115V116H197ZM241 114H239V117L240 118H238L236 115H235V117L238 119H234L236 122L238 121L239 122V120L241 119V121H242V118L244 117L245 119H246V117H245V115L244 116H242ZM27 116H29V115H27ZM94 116V115H93ZM117 116V117H116ZM131 116V115H130ZM132 116V117H133ZM153 116H156V118L155 117H153ZM163 116V117H162ZM202 116H204L203 114H202ZM215 116V115H214ZM249 116V115H248ZM36 117V118H35ZM42 117V118H41ZM47 117V116H46ZM52 117V118H51ZM81 117V118H80ZM109 117H110V119H109ZM111 117H113V118H111ZM123 117V118H122ZM197 117H198V119H197ZM242 117V118H241ZM16 118V117H15ZM14 118V119H15ZM81 120H80V119ZM151 118H153V120L151 119ZM211 118L209 119V121L211 120ZM231 118V117H230ZM18 119V118H17ZM16 119V120H17ZM39 119V120H38ZM46 120V122L44 121V120ZM77 119L79 120V121H77ZM94 119H96V120H94ZM103 119V120H102ZM148 119V120H147ZM183 119V120H182ZM193 120V122H192V120ZM208 119H207V121H208ZM213 119V118H212ZM215 119V118H214ZM225 119H226V117H225ZM250 118H248L247 120H249ZM37 120V124H35L34 125V122ZM58 120V121H57ZM61 120H63V119H61ZM83 120V121H82ZM92 120H94V121H92ZM175 120H177V121H175ZM185 120V121H184ZM195 120H197V121H195ZM233 120V119H232ZM232 120H230V121H232ZM232 121V123L233 122H235V121ZM251 120V119H250ZM49 121V120H48ZM153 121V122H152ZM157 121V122H156ZM169 121V122H168ZM187 121V122H186ZM204 121H206L205 119L203 120V122ZM208 121V122H209ZM212 121V120H211ZM17 122V121H16ZM15 122V123H16ZM94 122H96V123H94ZM98 122V123H97ZM99 122H101V123H99ZM108 122V123H107ZM152 122V123H151ZM172 122V123H171ZM179 122V123H178ZM185 122V123H184ZM189 122V123H188ZM207 122V123H208ZM213 122V121H212ZM211 122V123H212ZM215 122V121H214ZM213 122V125L212 124H210L212 127L214 126L215 127V123ZM249 122V121H248ZM252 122V121H251ZM251 122H249V123H247V124H249L250 125V127H251V125L253 124V122H252V124H251ZM36 123V122H35ZM62 123V122H61ZM85 125H84V124ZM86 123H88V124H86ZM125 123V122H124ZM155 123V124H154ZM177 123V124H176ZM197 123V124H196ZM210 123V122H209ZM231 123V124H232ZM39 124V125H38ZM183 124V125H182ZM187 124V126H185ZM202 124V125H201ZM206 124V123H205ZM236 123H234L233 125H235ZM247 124H246V127H247ZM0 125H1V128H0V132H1V129H2V133L1 134H3V131H5V129H3V127H2V120H1V117H0ZM47 125V126H46ZM95 125V126H94ZM152 125H153V127H155V128H150V127H152ZM158 125V126H157ZM192 125V126H191ZM199 125H201L200 127H197V126H199ZM209 125V126H210ZM87 126H88V128L90 129V131H89V129H87ZM91 128H90V127ZM94 126V127H93ZM111 126V127H110ZM134 126V127H133ZM176 126V127H175ZM178 126H179V128H178ZM189 126V127H188ZM210 126V127H211ZM253 126H254V124H253ZM56 127H58V128H56ZM84 127V128H83ZM232 127H234V126H232ZM232 127H231V130H233L232 129ZM245 127V128H246ZM260 127H262V129L260 128ZM259 127V129H260V131L261 132H259V129L258 128H256L255 129V131H254V128L252 127V129L250 130V131H248V132H246V133H244L245 132V130L246 129H244V130H242L241 129V132H240V130L238 129V133L237 134H239L240 135V137H238V135L236 136L235 134L236 133H233V135H235L236 136V138H235V136H233L232 137V135H230L232 138H234L233 140H235V142H236V139L237 140H239V139H241V140H239V142L240 141H242V143L240 142V144L241 145H239V143L237 142V144H238V146H240L241 147V150H239V148L240 147H238L237 145H236V147H238V149L236 148V151L237 152H239L240 153V151L244 154V156H245V154H248L247 156H250V157H248L249 159H247L246 157V159H247V161H249L250 162V165H252L253 167H251L250 169H248V170H250L249 171V173H252L253 172V175L255 174H257L258 173V175H256V179H258L257 180V183H258V185L259 186H261V185H263L264 184V175L262 174L263 172H264V146L262 145V144H264L263 142H264V127L263 126H260ZM39 128H40V126H39ZM48 128V129H47ZM54 128H56L55 130H57V133L54 131ZM138 128V129H137ZM146 128V129H145ZM159 128V129H158ZM165 128V129H164ZM171 128H173L172 130V132H170L171 131ZM177 128V129H176ZM181 128H183V129H181ZM185 128V129H184ZM199 128V129H198ZM235 128V127H234ZM235 128V130H237ZM248 128H249V126H248ZM31 129V128H30ZM33 129H36V128H33ZM114 129V130H113ZM122 129V128H121ZM141 129V130H140ZM145 129V130H144ZM168 129V130H167ZM170 129V130H169ZM197 129V130H196ZM95 131V132H93V131ZM162 130H164V131H162ZM231 130L230 131H228L227 130V136H229V134H232L231 133ZM249 130V129H248ZM257 130V131H256ZM30 131H32V133H33V131L34 130H30ZM36 131H38V133H40L41 131L40 130H37L36 129ZM118 131V132H117ZM134 131V132H135ZM167 131V134L168 135H170L169 137H166V132ZM198 131V132H197ZM209 131V130H208ZM234 131V130H233ZM247 131V130H246ZM124 132V133H123ZM127 132V131H126ZM130 132H131V130H130ZM154 131H152V133H153ZM178 132V133H177ZM230 132V133H229ZM235 132V131H234ZM249 132H252L251 134L249 133ZM253 132H256L254 135H253ZM258 132L260 133V135L259 136H257L256 134H258ZM263 132V133H262ZM32 133H30V134H32ZM36 133V132H35ZM60 133V134H59ZM64 133V134H63ZM86 135H85V134ZM94 133V134H93ZM110 133V134H109ZM142 133H144V132H142ZM165 133V134H164ZM229 133V134H228ZM243 133V134H242ZM0 134V135H1ZM44 134V132H42V135ZM119 134V135H118ZM122 134V135H121ZM154 135H156L155 134V132L153 133ZM152 134V138H151V141H153L154 140V135ZM247 134V136H246V138H245V135ZM248 134H250L251 135V137L252 136H254V137H252L253 139H254V141H255V139H259V141H260V144H259V146H255V147H257L258 149H256L255 147H254V149H253V151H252V153H251V150H252V145H254L253 143L254 142H252V145H251V141H252V139H251V137H249L248 138ZM263 134V135H262ZM4 135V134H3ZM3 135H1L2 136V138H3ZM82 135H84V136H82ZM97 135H99V137H97ZM103 135V136H102ZM117 135V136H116ZM167 135V136H168ZM255 135H256V137H255ZM32 136H33V134H32ZM48 136V135H47ZM181 136H184V135H180L179 136V138H182ZM31 137V136H30ZM40 137V136H39ZM59 137V138H58ZM174 137H176V136H174V134H173V137L172 138H170V140L171 139H173ZM231 137H227V141L228 140H231L232 138ZM242 137H244V139L245 140H247V141H245V140H243V138ZM32 138V137H31ZM37 138V137H36ZM61 138H62V140H61ZM122 138H123V140H122ZM125 138V139H124ZM228 138H231V139H228ZM78 139V138H77ZM111 139H112V137H111ZM163 139V138H162ZM123 142H122V141ZM226 140V139H225ZM41 141V140H40ZM40 141H38L39 143H40ZM57 141V142H56ZM62 141H64V142H62ZM232 141V140H231ZM250 141V142H249ZM258 141V140H257ZM84 142H85V140H84ZM126 142V141H125ZM159 143L161 142V139L158 141ZM157 142V140H154L153 141V144H151V145H154V143L156 144V143H158ZM233 142L234 141H232V142H230V143H232V145H233ZM1 143H2V141H1ZM38 143V144H39ZM58 143V144H57ZM63 143V146L61 145V144ZM228 143V142H227ZM229 143V144H230ZM246 143H247V145H246ZM259 143V142H258ZM3 144L4 143H2V148L0 147V149H3ZM86 144V143H85ZM243 144V145H242ZM13 145V144H12ZM15 145H17V144H15ZM15 145H13V146H15ZM40 145V144H39ZM61 145V146H60ZM84 145V144H83ZM251 145V146H250ZM260 145H262V146H260ZM11 146V145H10ZM18 146V145H17ZM58 146V148H55V147H57ZM59 146H60V148L61 149H59ZM80 146H77L78 147V149L80 148ZM85 146V145H84ZM231 146V145H230ZM247 148H246V147ZM19 147V146H18ZM39 147V146H38ZM49 147H51V149L49 148ZM67 147V146H66ZM69 147V146H68ZM76 147V148H77ZM234 147V146H233ZM12 148V147H11ZM14 148L15 147H13V150H14ZM17 148V147H16ZM15 148V149H16ZM82 148V147H81ZM80 148V149H81ZM85 148V147H84ZM232 148V147H231ZM235 148V147H234ZM233 148V149H234ZM250 148H251V150H250ZM262 149V150H260V149ZM39 149H41V148H39ZM47 149V148H46ZM229 149H230V147H229ZM4 151H5V147H4V149H3ZM17 150V149H16ZM16 150H14V151H16ZM52 150V151H51ZM62 151V153L60 152V151ZM82 150H84V149H82ZM88 150V149H87ZM87 150H86V153H87ZM239 150V151H238ZM255 150H257V152L255 151ZM260 150V151H259ZM2 151V150H1ZM1 151H0V198L2 199V202L0 203V214H1V216H0V229H4L3 231L5 232H3L2 230V234L1 235H3V236H7L5 239L8 241V243L10 242L9 240H13V243H12V241H11V243H9L10 244V246H12V250H14V248H13V246L14 247H18V252L19 253H21V254H18L17 255V258H18V260L20 261V262H22L23 261V259H22V261H21V257H18V256H22V257H26V255L29 253V254H31V251L34 253V255L32 254V256H30V258L31 259H33V260H31L29 257V260L28 261H32V263L34 264V263H37V262H34V259L36 260V258H35V254H37V252H40V254L42 253V255H43V257L38 253L37 255H38V257L39 256H41V258H43L42 260L44 261V264L46 263V264H48V262H50L49 264H51V263H56V264H58V262L56 261L58 258L57 257H59V259L58 260H60L62 257H61V255H62V253H60L59 254V256H56V252L54 253V251H53V247L55 246V248L54 249H56V243H54L53 245L52 244H50V245H52V248L50 247V253L52 254V255H54V256H52L53 257V259L52 258H50L49 257V255L47 254V253H49V252H46V248L48 247V246H50L49 244H48V242L49 243H53V241L54 242H56V239H59L58 237V234H56V231H60V229L61 228H59V226H58V228H56V230H53V229H55V227L54 228H52V230H53V232L52 231H50V232H47L48 231V227H49V230H51V228H50V226H52V224H53V221L52 222H50V221H48L49 223H51V224H47V219H49L50 217H48L47 215H49L48 214V212L49 213H53V212H51V211H53L54 210V208L51 206V204H50V208H52V210L51 211H48L47 210V215H46V212L44 213L47 217L45 218V220L43 219L44 217H43V215H42V219H41V223H38V225H37V227H35L36 229H34L35 231L33 232V230H32V228H33V225H35L34 223H33V219L34 218H31L30 216H33L36 212H37V207H38V211H39V213L40 212H43V211H41V209L42 210H45V208H46V206H45V201L48 199H46L45 197H44V193H43V191H41V189L39 188V186L40 185H35V184H41L42 183V181L40 182V183H38V180H37V182L36 183H33V181H35V180H33V181H31V179L29 178V174L28 173H26V175L28 174V179H26V176H25V178H23V176L21 175L22 173L20 172V170L19 171H16V169H18V167H17V165L15 166L14 164L16 163V157L18 156V155H13V157L15 156V163L13 164L12 163V159H11V156H9V159H11L10 161H11V164L12 165H7V163H6V161H7V159L6 158H4V157H6L7 156V158H8V155H9V153H8V155L6 154V153H1ZM4 151H2V152H4ZM9 151H11L10 150V148H9ZM90 151H91V149H90ZM231 151V150H230ZM234 151V150H233ZM70 152H72V151H70ZM76 154H79L80 153V151H78V152H76V149H75V151H74ZM92 152V151H91ZM90 152V153H91ZM245 152V153H244ZM255 152V153H254ZM261 152V153H260ZM12 153V152H11ZM10 153V154H11ZM16 153V152H15ZM18 153V152H17ZM42 153V154H43ZM67 153V152H66ZM238 153V154H239ZM242 153H240V154H242ZM257 153V154H256ZM6 154V155H5ZM47 154V155H48ZM68 154V153H67ZM73 154V153H72ZM75 154V155H76ZM233 154H235V155H237L235 152H233ZM232 154V155H233ZM239 154V155H240ZM250 154H252V155H250ZM4 155V156H3ZM70 156H71V153L69 154ZM68 155V156H69ZM81 155V154H80ZM69 156V157H70ZM84 156H86V157H84ZM81 155V160H80V162L83 160V157H84V160L82 161L83 162V164H82V162H81V164H80V162L79 163H77V164H80L82 167L87 163V166L88 165H90V166H88L89 168L88 169H90V172H88L89 173V178H91V174L93 173V170H92V168L94 169V165L92 166V163H93V157H91V164H88V163H90L89 161L88 162H86L87 161V159L88 160H90V157H89V155H88V153H87V155L85 154V155ZM92 156V155H91ZM230 156H231V154L229 155V157H227L226 159H228L229 158V161L230 160H232V158H235V157H231V159H230ZM238 156V155H237ZM258 156H260L259 158H258ZM3 157V158H2ZM12 157V158H13ZM49 157V156H48ZM52 157V156H51ZM60 157H64V158H60ZM243 157V156H242ZM253 157V158H252ZM254 157H255V159H254ZM50 158V157H49ZM71 158V157H70ZM237 158H239V157H236V159ZM245 158H244V161H245ZM5 161H4V160ZM63 159H64V161H63ZM241 160H242V158H241ZM256 160H258V161H256ZM10 161H7V162H9L8 164H10ZM50 161H52V160H50ZM67 161V160H66ZM246 161V162H247ZM5 162V163H4ZM56 162V161H55ZM55 162H54V164H55ZM232 162H235V161H232ZM246 162H245V164H246ZM249 162H247V164L249 163ZM260 162V164H256V163H259ZM20 163V162H19ZM35 163H37V162H35ZM40 163V162H39ZM58 164V163H57ZM56 164V165H57ZM64 164H66V163H64ZM68 164V163H67ZM94 164V163H93ZM245 164H244V168L247 170V168L248 167H245ZM247 164H246V166H247ZM255 166H257V167H255ZM262 164V165H261ZM40 165H42L43 167H44V164L43 163H40L38 166H40ZM79 165V166H80ZM12 166V167H11ZM22 166H23V164H22V162H21V165H20V168H22ZM41 166V167H42ZM58 167H59V169H61L62 170V168H61V166H60V164L59 165H57ZM77 166V165H76ZM86 166V165H85ZM249 166V165H248ZM262 166V167H261ZM9 167H11V168H9ZM15 167H16V169H15ZM36 167H37V165H36ZM40 167V168H41ZM65 167V166H64ZM261 167V169H259ZM25 168V167H24ZM46 168V167H45ZM77 168H78V166H77ZM76 168V169H77ZM86 168V167H85ZM253 168V169H252ZM258 168V169H257ZM11 169V170H10ZM83 169V168H82ZM263 169V170H262ZM35 170V169H34ZM64 170V169H63ZM62 170V172L64 173L65 171H63ZM85 170V169H84ZM248 170H247V172H248ZM261 170V171H260ZM12 171V172H11ZM14 171H16L17 173L18 172H20L21 174H20V176L19 177H17V175H13L12 173H15ZM44 171H45V169H44ZM42 172V173H45V174H47V172ZM252 171V172H251ZM254 171H255V173H254ZM35 172V171H34ZM40 172V171H39ZM24 173V174H25ZM16 174V173H15ZM45 174H43V176L45 175ZM34 175H35V173H34ZM37 175V174H36ZM35 175V176H36ZM42 175V174H41ZM22 176V177H21ZM38 176V175H37ZM36 176V177H37ZM48 178L50 177L48 174L46 175ZM87 176V177H88ZM94 176V175H93ZM92 176V177H93ZM39 177H41L40 175H39ZM96 177V176H95ZM43 178H45V177H43ZM42 178V179H43ZM54 178H58V177H54ZM54 178H52V179H54ZM94 178V177H93ZM123 178V177H122ZM124 178H126V177H124ZM16 179V180H15ZM38 179V178H37ZM47 179V178H46ZM52 179H47V182L46 181H44L43 183H49V181L48 180H52ZM87 179V178H86ZM163 179V180H162ZM15 180V182H18V185L17 186H19V184H21L20 186L21 187H19V188H21L20 189V192H19V190H16V189H18V187H16L15 186V184L13 185V187H12V183H13V181ZM29 180V181H28ZM45 180V179H44ZM88 180V179H87ZM161 180L164 182L165 180H164V178H161ZM10 182V186H11V188L10 189H7V185H8V183ZM256 183V184H257ZM260 183V184H259ZM104 184H106L105 186H107V183H104V182H102L100 185L101 186H103ZM4 185H5V187H6V189H4L5 187H4ZM27 185V186H26ZM42 185V184H41ZM84 184H82V186H83ZM174 186H172V187H174L173 189H176V192L178 193V194H180V193H182V187L181 186H179V184H173ZM176 185V186H175ZM236 185H238V184H236ZM81 186V185H80ZM82 186L80 187V189L82 190ZM101 186H98L99 188H101ZM105 186H104V188H105ZM178 186V187H177ZM28 187V188H27ZM34 187V188H33ZM84 187V186H83ZM109 187L110 186H108L107 187V189H109ZM238 186H236L235 187V191L233 190V193H236V189H239V187L237 188ZM262 187V186H261ZM264 187V186H263ZM15 188V192H16V194L17 195H23V193H24V195H23V197H25V195H26V193L27 194H29V192H27V191H30V196L31 197H28V198H30V199H28L29 201L28 202H25V200H23V202L22 201H19V200H21V199H25V198H23L22 196H21V199H19L18 201H17V199L18 198H15V197H17V195H15V192H13V189ZM42 188V187H41ZM59 187H57V188H54L53 190H52V192H54L55 190H56V192H57V189H58ZM104 188H101L102 190H105L106 191V188L104 189ZM179 188H181L180 190H179ZM2 189V190H1ZM35 189V190H34ZM61 188H59V190H60ZM80 189H78V190H76V191H80ZM97 189V188H96ZM96 189H94V192H95V190ZM111 189V188H110ZM170 189V188H169ZM5 190H6V192H5ZM101 190V191H102ZM260 190H261V188H260ZM262 194H263V192H264V188H262ZM38 191V192H37ZM98 191V190H97ZM178 191H180V193L178 192ZM18 192V193H17ZM23 192V193H22ZM33 192L35 193V195L33 194ZM44 192H46L45 190H44ZM55 192V193H56ZM60 192V191H59ZM92 192V191H91ZM94 192L92 193V194H94ZM242 193H244L243 191H241ZM241 192H239V190H238V198H242L243 196V194L241 193ZM4 193V194H3ZM54 193V194H55ZM74 193H77V192H75L74 191ZM82 193V192H81ZM86 193H88V192H86ZM97 193V192H96ZM95 193V194H96ZM109 193V192H108ZM107 193V194H108ZM239 193H241L240 194V197H239ZM247 193V192H246ZM38 194V195H37ZM41 196H40V195ZM42 194H43V197H42ZM45 194H47V193H45ZM99 194V193H98ZM106 194V193H105ZM111 195L113 194L112 192L110 193ZM108 195L110 198H111V195ZM258 194V193H257ZM12 195H13V198H12ZM29 195H26V196H29ZM48 195V194H47ZM47 195H45V196H47ZM58 195V193H56V196ZM84 195H85V193H84ZM83 195V196H84ZM88 195H89V193H88ZM102 195H103V193H102ZM235 194H232V196H234ZM246 195V194H245ZM15 196V197H14ZM34 196H36V198L34 197ZM38 196H40L39 198H41V199H37V197ZM87 196V195H86ZM91 196V197H90ZM92 196L93 195H89V198L87 199V200H84V201H88V200H92V202H95V200H93L92 199ZM98 196H100V195H98ZM107 196V195H106ZM236 196V195H235ZM234 196V197H235ZM242 196V197H241ZM256 196V195H255ZM258 196H261V195H259L258 194ZM264 196V194L262 195V197ZM19 197V196H18ZM48 197V196H47ZM94 197V196H93ZM96 197V196H95ZM103 197H105V196H103ZM233 197V198H234ZM237 197V196H236ZM246 196H244L242 199L243 200H245V201H247V200H249V198H251V197H249L248 198V196L245 198ZM254 197V196H253ZM20 198V197H19ZM27 198V197H26ZM261 202L264 200L263 198H259V197H257ZM6 199V200H5ZM16 199V200H15ZM36 200V202H33V200ZM97 199V198H96ZM104 199L105 198H103L102 199V202L104 201ZM204 199H205V197H204ZM203 199V200H204ZM242 199H240L241 200V202H243V204H241L240 203V208L239 209H237V211L239 212V214H241V216L242 217H240V215H238L242 220H243V222H244V224H247V225H252V224H254V223H257V221H258V223L259 224H256V225H259L260 227H263L264 226V216L262 217L263 218V220H262V218H260V216H258L257 214L259 213L258 211H259V207L258 206H253V208L255 207V208H257L258 207V211H256V209L254 208H252V205H254L255 204V202H253V200H252V204H251V200H250V203H249V206H248V208H247V206H245V205H247V204H245V202L244 201H242ZM262 199V200H261ZM15 200V203H16V201H17V203H16V205H14V207H11L12 206V201H14ZM34 200V201H35ZM44 200V201H43ZM106 200V202L107 201H109L110 202V200H108V199H105ZM113 200V199H112ZM205 200H207V198L205 199ZM204 200V201H205ZM237 200L238 199H236V202H237ZM257 200V199H256ZM258 200V201H259ZM1 201V200H0ZM31 201V203H32V205L35 203V205L36 206H34V209L36 210V211H33L32 209H30V211L31 212H33V214L31 213V215L30 216H28V214H30L29 213V209H28V214H26L25 212H27V211H23V212H21V214H20V211H21V209H22V207L23 206H25L23 203L25 202V204L26 203H29ZM38 201V202H37ZM49 201V200H48ZM97 201V200H96ZM99 201H100V199H99ZM134 201V200H133ZM133 201H131V202H129V203H131V205L132 206H129L130 204H125L124 205V207L126 206H128V207H133L134 206V202ZM203 201V202H204ZM255 201V200H254ZM258 201H257V203H258ZM19 202H22V207L20 208V204L21 203H19ZM40 202V203H39ZM45 202V203H44ZM50 202V201H49ZM115 202V201H114ZM136 202H138V201H136ZM207 202H208V200H207ZM238 202H239V200H238ZM249 202V201H248ZM247 202V203H248ZM19 203V204H18ZM51 203V202H50ZM89 203L90 202H88V205H89ZM116 203V202H115ZM128 203V202H127ZM209 206H211V207H209V209L211 208V210H213L212 211V213H214L213 215H214V218H213V222L212 223H214V224H216L217 223V225L219 224H221L219 227L217 226L216 228H214V226H216V225H214V224H212L210 221H205L206 223L207 222H209L210 223V225H209V223L208 224H206V225H209V226H207V227H205V228H207V229H205V230H203L205 233H203V231L201 230V232H200V230L198 229V230H193V229H190L191 230V232H193V231H195L194 233H195V235H198V236H195V235H193V237L194 238H199V240L200 239H206L205 237H203V236H205L206 234H208V232L210 233H212V234H210L211 235V237H208V235H206V237H208L209 239H212L213 237H214V239H219V241H221L220 243L222 244V246H221V244H218L217 243V240L215 241V243L216 244H218V245H220L221 247H228V249L227 250H229V251H226V253H227V256L228 257H232L233 256V258H234V260H233V262L234 263H236V264H241V258H242V254L240 253L241 251H240V249L238 248V241H237V239H236V237H237V232H239L238 230L240 229L239 228V226L237 225H234V224H232L231 223V221H230V219L229 218H226V216L223 214V212H221V211H218L217 209H216V207H215V204L213 203V199H209ZM263 203H264V201H263ZM263 203H258L259 204V206H261V209H263L264 210V204ZM19 205V208L18 207H16L15 208V206H18ZM104 204H106L105 202H104ZM114 204V203H113ZM136 205L138 204V203H135ZM140 205H141V203H139ZM139 204L137 205V208L138 209H132V212L134 211V213H133V215L134 214H136V215H139V219H140V217H142V215H144L145 213V215L143 216L144 218H145V216L147 215L148 216V211L147 212H144V211H146V208H145V205H143V207H144V209H140L139 208ZM144 204V203H143ZM238 204V203H237ZM27 205V204H26ZM28 205H30V203L28 204ZM32 205H30L31 207H32ZM38 205V206H37ZM39 205H40V207H39ZM47 205H48V203H47ZM90 205H92V204H90ZM106 205H108V204H106ZM239 205V204H238ZM263 205V206H262ZM43 206V207H42ZM44 206H45V208H44ZM105 206V205H104ZM111 206V205H110ZM49 207V205L47 206V209H50V208H48ZM108 207V206H107ZM107 207H105L106 209H107V211H109L108 209L110 208H107ZM114 207H116V204H115V206ZM136 207V206H135ZM134 207V208H135ZM142 207V208H143ZM191 207H193V208H191L192 210L193 209H195V210H191L192 212V214L195 216H191V214L189 215V214H186V213H184V214H182V215H175V216H181L182 218L184 217V216H186V218L184 217V219H181V217H179V220H178V218L177 217H175L174 215H173V218L171 217V214H170V212L169 213H167V212H164L163 213V215L161 214V216L158 214V215H156L157 213H154L155 214V216L153 215V218H156V219H158L159 217L161 218V220H159L160 222H162V223H164L162 226H164V227H166V229H168V228H170L171 226H172V224H174V221H177V222H179L180 223V219H181V221H183L184 220V222H186L185 220L187 219H189V220H193V218H196L197 216H199L198 214L200 213H198V211L196 212V209L198 210L199 208L198 207H196V206H192V205H189L188 207H187V211L189 212L190 211V208ZM194 207H196V208H194ZM12 208V209H11ZM27 208V207H26ZM111 208H112V206H111ZM15 209V210H14ZM19 209H20V211H19ZM130 209V208H129ZM140 209V210H139ZM260 209V210H261ZM23 210H26L25 208L23 209ZM114 210V209H113ZM123 210H124V208H123ZM127 211H128V209H126ZM55 211V210H54ZM131 210H129L128 212H130ZM241 211H242V213H241ZM35 212V213H34ZM113 212V211H112ZM111 212V213H112ZM115 213H116V211H114ZM122 212V211H121ZM126 212V211H125ZM131 212V213H132ZM252 212V213H251ZM38 213V212H37ZM101 213H103V212H99L98 214H97V216H96V218L95 219H100L101 218ZM197 213V214H196ZM254 213H256V214H254ZM43 214V213H42ZM104 214H106V213H104ZM110 214V213H109ZM113 214V213H112ZM111 214V215H112ZM125 214V213H124ZM130 214V213H129ZM129 214H127L128 216H129ZM170 214V215H169ZM254 214V215H253ZM260 214V213H259ZM22 215H24L23 217H24V220H22L23 219V217H21ZM25 215H26V218H25ZM38 215H40V214H38ZM50 215H52V214H50ZM55 215H56V213H55ZM54 215V216H55ZM115 215V214H114ZM116 215H117V213H116ZM120 215V214H119ZM121 215H122V213H121ZM126 215V214H125ZM133 215H130L131 217L133 216ZM28 216V217H27ZM35 216H37V214H35ZM41 216V215H40ZM100 216V217H99ZM105 216H107V215H105ZM105 216H103L104 217V219L106 220V218H105ZM135 216V215H134ZM169 216V217H168ZM250 216V217H249ZM255 216V217H254ZM53 216H51V218H52ZM55 217H57V216H55ZM102 217V218H103ZM119 217V216H118ZM122 217H124V215L122 216ZM130 217V218H131ZM168 217V218H167ZM175 217V218H174ZM253 217V218H252ZM257 217H259V219L257 218ZM7 218V219H6ZM14 218V219H13ZM19 218V219H18ZM22 218V219H21ZM29 218H31V220H29ZM36 218V217H35ZM51 218L49 219V220H51ZM111 218H112V216H111ZM113 218H114V216H113ZM117 217L115 216V219H116ZM120 218V217H119ZM125 218V217H124ZM133 218V217H132ZM131 218V219H132ZM167 218V219H166ZM171 218V219H170ZM256 218H257V220H256ZM53 219H55V218H53ZM57 219V223H56V221L54 222V223H56L55 225H57L58 223H60L59 222V220H58V218H56ZM109 219H110V216H109ZM123 219V218H122ZM129 219V217L127 218V221L129 222L130 220H128ZM141 219H143V218H141ZM166 219V220H165ZM170 219V220H169ZM175 219V220H174ZM216 219H217V221H216ZM254 219V220H253ZM18 220V221H17ZM21 220V221H20ZM26 220V221H25ZM30 222H32V227H31V229H30V231H31V233H30V231L28 230L27 231V234H28V232L30 233V234H28L30 237H27L26 235L25 236H22V235H24V233L26 232V230L28 229V227H30V226H28V224L29 225H31L30 223H29V221ZM39 220H40V218H39ZM135 220V219H134ZM134 220H131L130 222H133L134 223ZM155 220V219H154ZM169 220V221H168ZM215 220V221H214ZM219 220H220V222H219ZM108 221H110V220H108ZM115 221V220H114ZM136 221H137V218H136ZM135 221V222H136ZM142 221V220H141ZM158 221V222H159ZM12 222V223H11ZM34 222H36V219H35V221ZM37 222H39L38 221V216H37ZM107 222V220L105 221V222H103L102 221V223H104L103 225H106V224H109L108 222ZM122 221H120V223H121ZM159 222V223H160ZM167 222V223H166ZM170 222V223H169ZM184 222H181L183 225H184V227H186L185 225L187 224H184ZM106 223V224H105ZM115 223V222H114ZM117 223V222H116ZM115 223V224H116ZM127 222L125 221L124 223H122V225L124 226V225H127V226H125L126 227V230L127 231H130V230H132V229H127V227H128V224H126ZM172 223V224H171ZM176 223L175 222V224L172 226V228H170V230H176V229H178V228H180V229H182L183 228V225L180 223ZM203 223H204V221H203ZM249 223V224H248ZM24 224V225H23ZM37 224V223H36ZM43 224H44V227H43ZM61 224H62V222L60 223V227H61ZM113 224V223H112ZM130 224L132 225V223H129V227H131L132 228V226H130ZM161 224V223H160ZM167 224H170V225H168V227L166 226ZM179 224V225H178ZM212 224V225H211ZM223 224V225H222ZM42 226L43 228H44V230L43 229H41L40 230V226ZM54 225V224H53ZM59 225V224H58ZM110 225V224H109ZM178 227H177V226ZM206 225H204V226H206ZM25 226H26V228H25ZM39 226V227H38ZM48 226V227H47ZM62 226H64L63 224H62ZM107 226V225H106ZM113 226L115 227V225L113 224ZM112 226V227H113ZM118 226V225H117ZM116 226V227H117ZM188 226H189V224H188ZM187 226V227H188ZM41 227V228H42ZM57 227V226H56ZM115 227V228H116ZM120 226H118L117 228L118 229H120L119 228ZM177 227V228H176ZM182 227V228H181ZM213 227V228H212ZM47 228V229H46ZM105 228H107V227H105ZM109 228V227H108ZM220 228V229H219ZM223 228V229H222ZM264 228V227H263ZM23 229V230H22ZM117 229V231H119ZM124 229V228H123ZM123 229H122V231H123ZM179 229V230H180ZM216 230V232H215V230ZM238 229V230H237ZM47 230V231H46ZM65 229H61V231L62 232H66V231H64ZM169 230V229H168ZM188 230V229H187ZM6 231H8V232H6ZM59 231L57 232V233H59ZM115 231V230H114ZM121 231V230H120ZM119 231V232H120ZM121 231V232H122ZM124 231H125V229H124ZM197 231H198V233H197ZM33 232V233H32ZM46 232V233H45ZM119 232H117V233H119ZM133 232V231H132ZM187 232V231H186ZM189 232V231H188ZM213 232H214V234H213ZM226 234H225V233ZM229 232H230V234H232V235H234V233H235V236H232V235H230L229 234ZM232 232V233H231ZM240 232H241V230H240ZM49 233V235H47ZM67 233H69V232H67ZM83 233H85V232H82V234ZM87 233V232H86ZM85 233V234H86ZM93 233H96V232H94L93 231ZM92 233V234H93ZM113 233V232H112ZM124 233V232H123ZM128 232H126V234H127ZM129 233H131V232H129ZM128 233V234H129ZM194 233H192V234H194ZM221 234V236H220V234ZM22 234V235H21ZM64 234L65 233H63L62 235L64 236ZM70 234V233H69ZM97 234H99V232H97ZM104 234V233H103ZM114 234H116V233H114ZM120 234V233H119ZM118 234V235H119ZM199 234H200V236H199ZM204 234V235H203ZM217 234H218V236H217ZM228 234V235H227ZM237 234V235H236ZM10 236V238H8L9 236ZM46 235V236H45ZM55 235H57L56 237L57 238H55ZM60 235V234H59ZM81 235V234H80ZM86 235H90V234H86ZM100 235V234H99ZM105 235V234H104ZM108 236H109V232H108V234H107ZM106 235V236H107ZM117 235V234H116ZM117 235V237H119ZM223 235V236H222ZM3 236H2V238H3ZM63 236H61V237H63ZM67 236V235H66ZM65 236V237H66ZM70 236V235H69ZM68 236V238H70ZM84 235H82V237H83ZM94 238L96 237L95 235H92ZM105 236V237H106ZM123 236V237H122ZM122 236H120L119 237V239L118 238H116V239H118L119 241H115V240H113L112 242H114L113 243V245L112 244H110V245H108V247H109V249H111V250H109V249H107L106 251H105V247H107V246H103V244H107V243H104V242H106V240L103 242V240L102 241H100V244L99 245H101L102 246V249H103V247H104V249L102 250L103 251V253L105 252V257H106V254H108V252L110 251H112L113 252V250H112V246H115V247H118V249L120 250L121 248H122V246L119 244L120 242L122 243V242H124V243H128L127 245H128V247H129V244H130V242H131V240L130 241H128L129 239H130V237L128 236L127 237V235L125 236V235H122ZM131 236V235H130ZM217 238H216V237ZM54 239H53V238ZM60 237V238H61ZM64 237V238H65ZM104 237V239H107V238H109V237H106L105 238ZM111 237V236H110ZM113 237H115V236H113ZM113 237H112V239H113ZM122 237V238H121ZM127 237V239H125ZM235 237V238H234ZM1 238V237H0ZM25 238V240H23ZM28 238L30 239L29 241H28ZM44 238V239H43ZM72 238V237H71ZM70 238V239H71ZM91 238V237H90ZM100 238H101V236H100ZM102 238H103V236H102ZM220 238H222L221 240H220ZM223 238H226V239H224L223 240ZM9 239V240H8ZM66 239V238H65ZM69 239V240H70ZM74 239H76V238H74ZM73 239V240H74ZM84 239V238H83ZM82 239V240H83ZM85 239H88V238H86L85 237ZM111 238H109L108 240H110ZM115 239V238H114ZM5 240V241H6ZM67 240V239H66ZM66 240H64V241H66ZM101 240V239H100ZM123 240V241H122ZM208 240V239H207ZM226 240V241H225ZM1 241H3V239H1ZM58 241V240H57ZM63 241V240H62ZM75 242H76V240H74ZM84 241V240H83ZM86 241V240H85ZM97 241V240H96ZM99 241V240H98ZM125 241H128V242H125ZM204 241V240H203ZM37 242V243H36ZM69 242V241H68ZM71 242H73V241H70L69 242V245H71L70 243ZM88 242V241H87ZM94 242V241H93ZM109 242V241H108ZM117 242H119L118 244L120 245V248H119V245L117 244ZM223 242V243H222ZM2 243H4V241L2 242ZM6 243V242H5ZM4 243V244H5ZM58 243H60L61 245H62V243H61V241H59ZM77 243V242H76ZM90 243H91V240H90ZM95 243V242H94ZM101 243H103V244H101ZM202 243V242H201ZM46 245V244H48L47 246H46V248H45V253H43L42 251L44 250V246L43 245ZM74 244V243H73ZM89 244V243H88ZM87 244V245H88ZM97 244H98V242H97ZM109 244V243H108ZM123 244V243H122ZM225 244V245H224ZM227 244V245H226ZM0 245H2L1 243H0ZM6 245H8V244H5V246ZM16 245V246H15ZM42 245V246H41ZM66 245H68V244H66V242H64V244H63V246L62 247H66ZM78 245V244H77ZM91 245H92V243H91ZM95 245V244H94ZM4 246V245H3ZM1 247V248H4V247ZM20 246V247H19ZM22 246V247H21ZM30 246V248H28ZM38 246V247H37ZM59 246V245H58ZM57 246V247H58ZM112 248H111V247ZM124 246H125V244H124ZM123 246V247H124ZM27 247V248H26ZM33 247V248H32ZM62 247L60 248V249H62ZM64 247V248H65ZM71 247H73L72 245H71ZM76 247H78V246H76ZM96 247V246H95ZM107 247V248H108ZM226 247V248H227ZM5 248H7V247H5ZM4 248V249H5ZM8 248H10L9 246H8ZM19 248L21 249V251L19 250ZM36 248L38 249L37 250V252L35 251L36 250ZM42 249L43 248V250L41 251V250H39V249ZM49 248V247H48ZM74 248V247H73ZM79 248V247H78ZM92 248V247H91ZM94 248V247H93ZM98 248V247H97ZM100 248V247H99ZM125 248V247H124ZM123 248V249H124ZM3 249V250H4ZM30 250V252H29V250ZM58 249V248H57ZM57 249H56V251H57ZM60 249H58V253H59V251H60ZM96 249V248H95ZM116 249V248H115ZM128 249H130V248H128ZM1 251V253L2 252H4V251ZM7 250H9V249H7ZM52 250V251H51ZM62 250H64V249H62ZM66 250V249H65ZM69 250V251H68ZM68 257H66V256H63L64 257V260L66 261H63L62 262V264H76V260H78L77 262L79 263V259L80 258H78L77 256H79V255H77V251L79 250H75V248L74 249H69L68 248ZM71 250H74L73 252L71 251ZM119 250H118V255L120 256H118L119 257V259H118V261H119V263L118 264H121V262L123 261V262H125V258H126V253H123V251H121L120 250V253H119ZM226 250V249H225ZM11 251V250H10ZM14 251H16V250H14ZM26 251H28V252H26ZM48 251V250H47ZM76 251V252H75ZM94 251V250H93ZM98 251H99V249H98ZM97 251V252H98ZM115 251V250H114ZM231 251V253L233 254H231V253H229ZM240 251V252H239ZM13 252V251H12ZM11 252V253H12ZM36 252V253H35ZM65 252V251H64ZM97 252H96V254H94V255H98L97 254ZM110 252H109V259H110V257H112V254L114 255V256H116V254L117 253H112L111 255H110ZM125 252H126V250H125ZM128 252V251H127ZM0 253V255L2 256V254ZM8 253V255L10 254L8 251L6 252V254ZM25 253H27L26 255H25ZM66 253V252H65ZM64 253V254H65ZM81 252H80V250H79V254H80ZM85 252H83V253H81L80 254V256L81 255H83ZM87 253V252H86ZM102 253V254H103ZM121 253H123V254H121ZM13 255H14V253H12ZM16 254H17V251H16ZM16 254L14 255L15 257H16ZM23 254V255H22ZM28 254V255H29ZM48 255V257L50 258V259H52L51 261H48V260H50V259H48L46 256ZM77 256H76V255ZM101 254V253H100ZM231 256H230V255ZM25 255V256H24ZM27 255V256H28ZM58 255V254H57ZM104 255L102 256V258L104 257ZM239 255H241V256H239ZM7 256V255H6ZM5 256V254H3V257L2 258H4V257H6ZM74 256H76L78 259H74L73 257ZM79 256V257H80ZM85 256H87L86 254L84 255V257ZM91 257L90 258H92V256H93V254H91L90 255ZM95 256V257H96ZM101 256V255H100ZM124 256V257H123ZM128 256H129V254H128ZM127 256V258H129ZM238 256V257H237ZM54 257H56L55 259H54ZM89 257V256H88ZM95 257H93V258H95ZM104 257V258H105ZM108 257H106V259L108 258ZM117 257V256H116ZM1 257H0V259H2ZM27 258V259H28ZM67 258V259H66ZM69 258V259H68ZM86 258V257H85ZM90 258H88L89 259V261H90ZM98 258V257H97ZM123 258V260H121ZM126 258V259H127ZM38 259V258H37ZM44 259H47L46 261L44 260ZM99 259H101V257L99 258ZM105 259V261H104V263L105 264H112V262L111 261H113L114 259H113V257L109 260V259H107L106 260ZM236 259V260H235ZM24 260H26V259H24ZM39 260V259H38ZM37 260V261H38ZM72 260H74L75 262H73ZM96 260V259H95ZM103 260V259H102ZM116 260V259H115ZM114 260V261H115ZM129 260V259H128ZM239 260H240V262H239ZM6 261V260H5ZM5 261L3 260V262L4 263H0V264H6L5 263ZM43 261H41V262H43ZM56 261V262H55ZM61 261H62V259H61ZM93 262H98V260L97 261H94V260H92ZM107 261V262H106ZM117 261V260H116ZM117 261V262H118ZM237 261H238V263H237ZM0 262H1V260H0ZM24 262V261H23ZM22 262V264H24ZM91 262V261H90ZM93 262H91L90 264H92ZM129 261H127L125 264H127ZM232 262V264H234ZM39 263H40V260H39ZM38 263V264H39ZM59 263H60V261H59ZM99 263V262H98ZM97 263V264H98ZM21 264V263H20ZM87 264H88V261H87ZM102 264H103V261H102ZM124 264V263H123ZM129 264V263H128Z\"/></svg>",
  "mask_w": 264,
  "mask_h": 264
}]
</instances>
